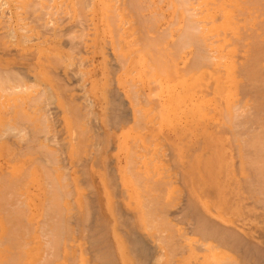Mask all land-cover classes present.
<instances>
[{"label":"rangeland","instance_id":"obj_1","mask_svg":"<svg viewBox=\"0 0 264 264\" xmlns=\"http://www.w3.org/2000/svg\"><path fill=\"white\" fill-rule=\"evenodd\" d=\"M9 1V3L7 4V5H5V6H7L6 8L8 9H5V6H4V11L6 12V15L7 16H10V17H8V18H5V17H7L6 15H4V13L5 12H3V11H0L1 13H2V15H4L2 18H4V19H10L9 20V22L11 23V21H12V27L13 28H17V31H15V30H13L14 32H15V34H16V36H14V38H13V40L12 41H14L13 43H11V40L10 39H8L7 37H5V38H7V40L8 41H10V43H11V45H10V43L8 42V44H6L7 46L5 47V45H3L2 43H1V39H0V71H3V72H9L10 74H12V75H14V73H13V71L15 70V71H17V73H18V75H19V73L21 74V76H23V77H25V79H26V82H28L29 81V83H30V81H32V80H34L35 82H36V80H35V78L36 79H38L37 80V82L38 83H40L41 84V86L43 85V86H45V85H49V86H51L52 87V90L54 91L53 93H54V99H53V101H47L46 103H49L48 105H46L45 104V102L43 103V102H41V104H42V106H41V104H40V102H37L38 103V106H37V104L35 103V105H33V106H35V107H33L32 106V104H30L31 102H29L28 100L27 101H22V105L23 104H25L26 102H27V104H25L24 106H22V109L24 108H26L27 109V111L29 112H27L26 110H24V112H23V110L21 109V105H19V104H21L20 102V99H18V95H19V98H21V100H23L24 98H25V96H27V95H24V94H26V93H24V92H27V90H25L24 89V92L22 91V90H20V87H19V90L18 89H16L18 92L20 91V92H22V93H20L19 92V94H15L16 95V97H17V99L20 101H18L16 98H14V96L12 97V95L11 96H9V97H11L12 98V100H11V102L9 101V103H14L13 101L14 100H17L18 101V103L16 102V104H13V105H15V106H12V107H9L10 105H12V104H10L9 106H8V104L9 103H7L8 102V100H10V98L7 100V98H4V97H6V96H8V95H10V94H6V95H4L5 93V91L3 92V94H1V96H0V98H2V99H0V106L3 104V105H5V107L4 106H1V108H0V110L2 111H0V137H1V140H0V155H1V157H0V174H2V173H4L5 174V177L7 178V180L5 181V182H2L1 180H3L4 181V179H5V177L3 176L4 174H2V175H0V176H3L4 178L3 179H1L0 180V183H2L1 184V186H0V194H1V196H0V217L2 218V217H4L5 215H6V212H7V215H6V218L4 217V219L2 218V220H1V218H0V228H1V231H0V240L4 243L6 240H5V238L7 239V237H8V239L9 238H13L12 239V241H14L13 243H12V241H11V239L9 240V241H6L5 243H4V246H3V244H2V242L0 241V243L2 244H0L1 246H0V255H2V257H1V260L0 261H2V258L4 259V257L5 256H7L8 254H9V256H8V260L9 259H12V258H9V257H11V255L13 254V255H18V253L20 254L21 252V254L20 255H18L17 257L15 256H12L14 259H12V260H9V262L11 261V263H15L17 260H21L22 258H23V260L24 261H21V263L22 264H41V263H43V264H45L46 263V261H42V262H40L39 263V261H41V259L42 260H44V258H42L44 255V257H47L46 256V254L48 255V259L47 258H45V260H47V261H49V259H50V261H51V256H52V258H53V256H56L57 254H51V253H53V252H51V249H55L56 250V248L54 247V248H50L49 246H47L46 247V243H47V240H49L50 238H51V236L50 235H47V236H49V238L47 237V236H45V234L44 233H46V231H45V229H46V227L45 226H47L48 227V225H45L44 226V223H45V221H44V219L45 218H47V219H49V218H51L52 217V215H53V213L54 212H56V213H54V216L52 217L53 219L51 220V222L52 221H55V223L57 222V220H58V218L59 219H63L64 218V220H62L61 219V222L62 223H59V225L60 226H58V222L56 223V224H54V222H53V224H54V227H67L68 229H69V231H70V229H73V230H71L70 232H69V234L67 235V237H69V235H70V239H68V241L67 240H59L60 242L58 243V244H61V245H59V247L61 248V252H59L60 251V249H59V251L58 250H56L57 252H59V253H61V255H59V256H62V257H65V258H62V257H60L59 259L57 258H54V260H58L57 262L56 261H51V262H54V264H56V263H58V264H62V262H63V264H85L86 262H87V264L90 262L91 264H125L124 262H126L127 261V264H175V260H177V263L176 264H180L181 262V264H190V263H192V264H194V262L196 263V264H215V261H213L214 260V256L213 255H215V256H217L216 258H215V260H216V262H219L218 260H219V254H220V251L221 252H223L222 254H226L225 253V248H227V246L229 245H226V246H223V247H225L224 249H223V247L222 246H219L218 247V249L220 248H222L223 250H218L217 248V250L216 249H212V247L210 248V246L209 245H206L205 243H203L204 244V247H203V244H202V247H201V241H200V238L198 237V235H195V234H193L192 235V231H190L189 232V230H187V229H190L191 230V226H192V224H193V220H192V216L193 215H195V214H193L194 212L191 210V209H193L194 210V208L191 206L190 207V202L188 201V199H190L193 203H196V205H197V208L200 210V212L201 213H203L205 216H207L209 219H211V221H213V223L215 222V220H216V222H219V224H221L222 225V227L218 224V223H216L215 222V225L217 224L218 226H220L219 228H223V227H227V228H230V229H232V231L234 230V228H235V231H237L241 236L239 237V235H238V237L240 238V241H241V239H243V238H246L245 239V243H244V239L242 240V243H244V244H241V242L237 245V248L238 247H240V249H239V251L240 252H238V253H236L237 255H239L240 256V254H242L241 256H243V252H245V254H246V256H245V258H247L248 260H250V262H251V264H253V262L251 261V260H253L254 261V263L255 264H263L264 262V257H263V255L262 254H264V202H263V198L264 197H262V196H264V193L262 192V191H264V186H263V183H262V185L259 183L258 185H257V183L259 182H257V183H255V185H257V187H255L254 186V183H252V176H253V174L254 173H252V175L250 174L252 171H253V168L252 167H250V168H252V169H250L249 168V166H248V164H247V160L246 159H248L250 156H248V158L247 157H244V154H246V155H252V157H253V153L251 152L252 151V149H250V148H246V147H242V150L244 151V148L246 149L244 152H242V150H241V152L243 153V157L245 158L244 159V161H243V158H242V156H240V158H237V155H239L240 154V151H239V153H238V150L240 149V147L241 146H238V143H236V142H238V139L240 138L241 140L244 138V137H249L250 139H251V137H250V134L251 133H254V132H252L251 131V133H250V131H249V133H248V127H249V125H246V129L244 128V127H242L244 130H242V128L240 129H238L240 132H241V134H243L241 137L239 136V134H237L236 135V139H235V136L233 135V131H232V129L231 128H234V124H232V126H231V124H229L228 123V125H230L231 126V128L229 127H227V128H222V129H220L222 126H225V125H223L221 122H217L218 123V125H215V124H217V123H215V121H218L217 120V115H216V112H214L213 114H212V116H211V113L209 112V117L207 118V116L206 117H201V115H200V112H199V114H197L198 112H197V110H199V111H201L200 109H199V107H197V106H199V105H195L196 104V99H194L195 97H196V93L198 94V96H199V94L201 95V96H199V98H201L202 97V95H203V97H206V96H204V93L202 94L201 93V91H200V89H198L197 87H195L194 89H195V91H198V92H196V93H193L192 92V96L191 97H194V98H192V100L190 99V98H188L189 100L187 101V99L185 98V96H189V94H188V91L187 92H185V93H187V94H185V96H184V94H182L180 91L181 90H183L184 88H186V89H188L187 87V84H186V82L184 81L185 79H187V77L188 76H190V74L188 75L187 74V77L185 76V75H183L184 73L182 72V71H180L179 70V72H181L182 74L181 75H183V77H185V78H183L184 80H181L182 79V77H177L178 75L177 74H179V72H176L175 73V75H176V78H175V80L176 81H172L173 79L172 78H168L169 77V75H171V74H168V72H166V73H164V74H166L165 75V77L166 78H162L163 80H157L158 79V77L160 76V78L161 77H164V76H162V75H164V74H160V75H157V74H155L154 76H152V77H155V76H158V77H156L157 79H153V80H155L156 82H158L157 84H158V86H152L151 87V84L153 83L154 84V82L155 81H153V82H149V81H151L150 80V78L152 79V77H151V75L150 76H147V75H145L144 76V68H145V66L143 65L144 64V62H145V60L147 59V57H143V55L142 54H136L135 55V53L134 54H132V55H135L136 57L135 58H133V57H131V59H132V63L131 64H129V62H128V60L127 61H125V59L123 60V58L120 60H117L118 58H116V55H115V53H116V50H114L113 51V47L111 46V45H113V44H111L110 42H111V36L109 35V32H107L108 30V28L107 27H102V26H106L105 25V22H103L104 21V19L102 18L104 15H103V9H101V3L100 2H92L91 1V5L94 3V7H96L97 6V8H95V11H93L92 12V9L90 10V11H88V13L90 12L91 13V16L90 15H88V13L87 14H85V13H82V11L80 12V9H79V3H77V1L76 0H54L55 2V4H57V3H59L60 4V6L61 7H63L64 9L66 8V7H70L71 5H73L72 3H75V1H76V3H77V7H78V9H77V7H76V4H75V7H76V9H77V11H79V13L77 12L76 14L74 13V12H71L72 14H70L69 12H67V11H64V13L62 14L61 13V17H62V22H61V26H58V25H54V23L53 24H51L49 21H48V23L50 24V26H49V24H47V26L45 25V27L44 26H41L40 27V25H41V22L40 23H38L37 21H35L34 22V20H36L30 13H28L29 14V16L32 18V20L33 21H29V19H31L30 17H25L24 19H25V21H24V19L22 20L21 18H19L21 15H20V13L18 14V12H19V10H15V9H17L16 7H17V5H18V3L19 4H21L22 2H23V0H21L22 2H20V0H8ZM17 1V2H16ZM19 1V2H18ZM59 1V2H58ZM65 1V2H64ZM125 1H127V2H129V4H130V1L129 0H125ZM151 1V5H148V10H149V12L150 13H154V11L155 12H157V13H155V15H157L158 17H159V15H160V13H162L161 15H163L164 14V17H160V19L161 20H159V21H161V23L159 22L158 24H162L160 27H159V25H158V28H159V31L160 30H162V28L164 29V27L165 26H167V25H169L171 22H173L172 20L174 19V12L176 11V7H175V2H174V0H163L164 1V4H163V1L161 0H159V2H158V0H150ZM150 1H148V2H150ZM247 1H249V0H246V2ZM252 1V0H251ZM250 1V2H251ZM255 1L256 0H254L252 3H254V5L253 4H251L250 2L248 3H245V4H248V6L250 7L251 5H253V6H261V3L263 4V1L258 5V2L256 1V3H255ZM11 2V3H10ZM57 2V3H56ZM61 2H63L65 5L66 4H68V6L66 5H64L63 3H61ZM90 2V1H89ZM162 2V3H161ZM171 2V3H170ZM100 3V4H99ZM126 3V2H125ZM153 3V4H152ZM172 5V7L171 6H169L170 4ZM70 4V5H69ZM90 4V3H89ZM127 4V3H126ZM129 4H128V6H129ZM149 4V3H148ZM163 4V5H162ZM15 5H16V7H15ZM63 5V6H62ZM91 5H89V6H91ZM166 5H168L169 7H166ZM9 6V7H8ZM158 6V7H157ZM247 6V5H246ZM259 6V7H260ZM154 7H155V9H154ZM165 7L166 8H169L170 10H168V12H167V10L165 9ZM171 7V8H170ZM262 8L264 7V4H263V6H261ZM89 8H91V7H89ZM156 8H158L157 10H156ZM247 9H248V7H246ZM251 8H252V6H251ZM254 8V7H253ZM161 9V10H160ZM152 10H153V12H152ZM101 11H102V13H101ZM162 11V12H161ZM166 11V12H165ZM171 11V12H170ZM260 11V10H259ZM258 11V12H259ZM9 12V13H8ZM21 12V11H20ZM98 12V14H96ZM100 12V13H99ZM160 12V13H159ZM177 12V11H176ZM248 12V13H247ZM1 13H0V15H1ZM81 13V14H80ZM93 13V14H92ZM95 13V14H94ZM159 13V14H158ZM178 13V12H177ZM176 13V17H178V14ZM9 14V15H8ZM67 14V15H66ZM75 16H74V15ZM255 13L253 12V14L251 15L250 14V10H246V16H248V17H253V15H254ZM257 14V13H256ZM255 14V15H256ZM263 14V16H262V18L263 19H260L259 18V16L260 15H262ZM1 15V16H2ZM66 15V16H65ZM68 15H71V16H68ZM83 15V16H82ZM94 15V16H93ZM103 15V16H102ZM250 15V16H249ZM25 16V15H24ZM72 16H74V17H72ZM82 17L81 19H79L80 17ZM99 16V17H98ZM100 16H102V17H100ZM148 16H150V15H148L147 14V17ZM156 16V17H157ZM259 16H257V17H255L256 18V20L257 19H259V20H257V23H258V21H260V23L261 24H257V27L258 28H261L260 27V25L262 26V24L264 23V10H262V12L259 14ZM64 17V18H63ZM72 19H71V18ZM157 17V18H158ZM261 17V16H260ZM18 18V19H17ZM66 18V19H65ZM87 18V19H86ZM102 18V19H101ZM21 19V21H19ZM47 19H50L49 18V16H48V18ZM70 19L72 20V21H70ZM91 19L93 20V21H91ZM68 20V21H67ZM79 20H81V21H79ZM83 20V21H82ZM103 20V21H102ZM261 20H263V21H261ZM78 21V22H77ZM86 21V22H85ZM88 21V22H87ZM96 21V22H95ZM178 21V18H177V20L176 21H174V23L175 22H177ZM28 23V22H33V23H28L27 24V27H26V25H25V23ZM71 22V23H70ZM74 22H75V24H74ZM82 22L84 23V24H82ZM8 23V22H7ZM88 23V24H87ZM104 23V24H103ZM169 23V24H168ZM173 23V24H174ZM2 24V23H1ZM9 24V23H8ZM19 24V25H18ZM21 24V25H20ZM67 24V25H66ZM82 24V25H81ZM94 24H98V26H94ZM51 25H53L54 27H51ZM80 25V26H79ZM14 26H16V27H14ZM23 26H24V28H23ZM34 28H33V27ZM65 26V27H64ZM77 26H78V28L80 29H78L77 28ZM85 26V27H84ZM178 26V23H175L174 25H173V28H172V26L170 27L172 30H175L176 29V27ZM0 27L2 28L3 27V29H4V27L5 26H3V24L2 25H0ZM9 27H11L10 26V24H9ZM37 27H39V28H37ZM43 27V28H42ZM50 27V28H49ZM58 27V29H56ZM71 27V28H70ZM75 27V28H74ZM80 27H82V28H80ZM92 27V28H91ZM1 28H0V31H1ZM19 28V29H18ZM20 28H23V29H25L27 32H28V28H29V32L28 33H25L24 32V30H22V29H20ZM35 28H37V29H35ZM49 30H48V29ZM53 28V29H52ZM83 28H85L84 30H81V29H83ZM96 28V29H95ZM166 28V27H165ZM3 29H2V32H0V34L1 33H3ZM7 29V27H5V29L4 30H6ZM45 29H47L48 31H46ZM55 29H56V31H55ZM106 29V30H105ZM10 30V29H9ZM76 32H75V31ZM86 30H87V32H86ZM8 31V30H7ZM21 31V32H20ZM40 31H41V33H40ZM58 31V32H57ZM86 32V33H84V32ZM163 31V30H162ZM5 32V31H4ZM45 34H44V33ZM56 34H55V33ZM63 32V33H62ZM75 32V33H74ZM106 32V33H105ZM48 33H50V34H48ZM52 33H54V34H52ZM69 33H71V34H69ZM76 33L78 34V35H80V36H82V37H78V36H74V34L76 35ZM80 33V34H79ZM81 33H83V34H85L86 36L84 37L83 36V34H81ZM89 33V34H88ZM21 34H23L26 38H27V40L28 39H30L29 40V42L26 40L25 41V37L23 36V35H21ZM42 34V35H41ZM46 34H47V36H46ZM21 35V36H20ZM44 35H45V37H44ZM56 35H58V36H56ZM71 36V37H69V36ZM31 36H33L34 38L36 37V39H31L32 37ZM54 36V37H53ZM22 37L23 38H25V39H23L22 40ZM31 37V38H30ZM39 37V38H38ZM76 37V38H75ZM12 38V37H11ZM83 38H84V40H83ZM15 39V40H14ZM21 39V41H22V43L20 42L19 43V40ZM47 39V40H46ZM70 39V40H69ZM82 39V40H81ZM108 39H110V42H109V40ZM18 40V41H17ZM32 40V41H31ZM35 40V41H34ZM37 40V41H36ZM47 42H46V41ZM24 41V42H23ZM42 41V42H41ZM89 41V42H88ZM28 42V43H27ZM106 42H108V43H106ZM19 43V44H18ZM110 43V44H109ZM1 44L3 45V46H1ZM10 45V46H9ZM13 45V46H12ZM88 45V46H87ZM17 46H18V48H17ZM36 48H35V47ZM76 46V47H75ZM5 47V48H4ZM9 47V48H8ZM72 47V48H71ZM34 48V49H33ZM35 49H37V50H35ZM19 50V51H18ZM21 50V51H20ZM25 50V51H24ZM32 50V51H31ZM47 50V51H46ZM95 50V51H94ZM49 51H51V52H49ZM37 52V53H36ZM53 52V53H52ZM36 53V54H35ZM72 53V54H71ZM45 54V55H44ZM55 54V55H54ZM50 55H52V56H50ZM72 55V56H71ZM104 55L106 56V57H104ZM137 55H139L138 57H139V59H137L138 57H137ZM142 55V56H141ZM183 55V54H182ZM181 55V57H182V60H181V58L180 57H178L179 59H180V61H179V63H178V59L176 58V62H177V64H179L180 65V67H183L184 66V64L186 63V61H187V59H188V55L187 54H184L183 56ZM20 56V57H19ZM50 56V57H49ZM61 56V57H60ZM36 57V58H35ZM41 57V58H40ZM71 57V58H70ZM76 57V58H75ZM79 57V58H78ZM80 57H82V58H80ZM184 57V58H183ZM61 59V60H60ZM71 59H73V60H71ZM46 60V61H45ZM55 60V61H54ZM60 60V61H59ZM84 60V61H83ZM117 60V61H116ZM124 61V62H128L127 64H125V68L124 69H126V70H124V69H122V65H123V63L122 62H119V61ZM150 61V59H148V61H146V63L148 64H150V63H152L151 61ZM55 62V63H54ZM61 62V63H60ZM63 62V63H62ZM79 62V63H78ZM83 62V63H82ZM181 62V63H180ZM42 63V64H41ZM45 63V64H44ZM77 63V64H76ZM87 63V64H86ZM113 64V65H111V64ZM174 63H175V61H174ZM47 64V65H46ZM52 64V65H51ZM119 64V65H118ZM122 64V65H121ZM176 64V63H175ZM118 65V66H117ZM126 65H127V68H126ZM179 65H177V66H179ZM118 67V68H116V67ZM46 67H48V68H46ZM84 67V68H83ZM123 67H124V65H123ZM5 68V69H4ZM13 68V69H12ZM109 68V69H108ZM148 68V67H147ZM38 69V70H37ZM82 69H84L85 71L84 72H82ZM117 69H120V70H117ZM6 70V71H5ZM10 70V71H9ZM77 70V71H76ZM113 70V71H112ZM122 70V71H121ZM142 70V71H141ZM14 71V72H15ZM123 71H125L124 73H123ZM136 71V72H135ZM85 72H87V73H85ZM141 72V73H140ZM16 73V72H15ZM41 73V74H40ZM82 73L84 74V75H82ZM111 73V74H110ZM113 73V74H112ZM118 73H120V76H119V74ZM132 73V74H131ZM170 73V72H169ZM79 74V75H78ZM123 74V75H122ZM174 74V73H173ZM17 75V74H16ZM113 75V76H112ZM115 75H118V76H116L115 77ZM175 75H171L172 77L173 76H175ZM180 75V74H179ZM180 75V76H181ZM20 76V75H19ZM45 76V77H44ZM170 76V77H171ZM118 77V78H117ZM122 77V79H120ZM145 77V78H144ZM113 78V79H112ZM117 78V79H116ZM143 78H144V82L142 81L143 80ZM168 78V79H167ZM25 79H24V81H25ZM120 79V80H119ZM129 79V80H128ZM147 79V80H146ZM164 79H166L165 81H166V87H165V84H163L164 83ZM169 79H170V81H169ZM172 79V80H171ZM63 80V81H62ZM117 80V81H116ZM130 80H132L131 82H135V81H137L136 83H139V84H137V86H139L140 85V88L138 87H136V85H135V88H136V92L138 93V96H139V98L140 97H142L141 98V102L143 103V105H145V106H148L149 104H153L154 103V105H155V108H156V104H157V106H158V108L160 109H158V108H153V109H155V110H159L158 112V118L156 117V114L154 115V110H153V113H152V111H150L149 110V112L151 113H149L150 115H152L153 114V116H155L159 121H160V123L158 122H156V121H158V120H156V118H154L153 117V119H154V121L157 123V126H156V123L155 124H153L154 122H153V119L151 120V116L149 115V114H147V112H145L146 113V115H148V116H150V119H149V117H148V120H151V124H148L149 123V121L146 123L145 121H147V117H146V119H145V117H144V119H143V117L142 118H139V119H143L144 120V122H143V124H144V126H146V128L142 125V123L140 122V121H136L135 119H137V118H135V113L133 112L132 113V110H131V106H132V102L130 101L131 99L133 100V98L131 97V94H132V87H131V84L128 82L127 83V81H130ZM34 81H32L33 83H34ZM43 81V82H42ZM162 81V82H161ZM179 81H182V87H180V88H178L179 86H180V82ZM32 82L30 83V84H32ZM112 82V83H111ZM169 82H170V84H169ZM174 82V83H173ZM185 82V83H184ZM29 83H25L27 86H29L30 84ZM119 83V84H118ZM122 83V84H121ZM143 83H144V85H146V86H143ZM146 83V84H145ZM151 83V84H150ZM59 84V85H58ZM62 84V85H61ZM130 84V85H129ZM134 84V83H133ZM169 84V85H168ZM172 84V86L170 87V85ZM185 86H184V85ZM25 85V87L27 88V86ZM33 85V84H32ZM129 85V86H128ZM155 85H156V83H155ZM163 85V86H162ZM48 86V87H49ZM73 86V87H72ZM168 86V87H167ZM24 87V86H23ZM23 87L21 88V89H23ZM24 87V88H25ZM32 88H33V86H31ZM34 87H35V85H34ZM38 86H36L35 88H37ZM69 87V88H68ZM124 87V88H123ZM157 87V88H156ZM201 87V86H200ZM30 88V87H29ZM43 88V87H42ZM50 88V87H49ZM127 88V89H126ZM131 88V89H130ZM134 88V87H133ZM150 88H155V89H157L155 92H157V93H155V96H157V97H154V93H153V90H150ZM166 90H165V89ZM205 87L203 86L202 87V91H203V89H204ZM31 89V88H30ZM38 89V91H40L41 89L38 87L37 88ZM36 89V90H37ZM40 89V90H39ZM58 89V90H57ZM141 89V93H140V95H139V90ZM175 89V91L176 92H174V94H176L177 93V96H178V98L176 97L175 99L177 100H175L176 102H172V103H170L171 101H173L174 100V97H175V95H173L172 96V99L170 100V102H169V95L171 94V90H174ZM193 89V90H194ZM198 89V90H197ZM208 89V87H206V90H204V92L206 93V95H208L207 93L209 92V91H211L212 89H210V87H209V89ZM63 90V91H62ZM135 90V89H134ZM189 90V89H188ZM109 91V92H108ZM131 93H130V92ZM151 91V92H150ZM163 91V92H162ZM184 91H186L185 89L183 90V92ZM194 91V92H195ZM1 92V91H0ZM29 92H31V91H29ZM32 92L34 93L35 91H34V89H32ZM60 92V93H59ZM143 92H144V94H143ZM149 92H150V94H149ZM161 92V93H160ZM2 93V92H1ZM8 93V92H7ZM16 93V92H15ZM28 93V92H27ZM32 93V94H33ZM36 93H39V92H35V94ZM62 93V94H61ZM82 93V94H81ZM152 93V94H151ZM180 93H181V95H180ZM210 93V92H209ZM211 93H212V91H211ZM14 94V93H13ZM20 94H22V95H20ZM31 94V95H32ZM86 94V95H85ZM141 94L143 95V96H141ZM3 95V96H2ZM59 95V96H58ZM136 95V94H135ZM151 95H152V99H151ZM182 95L184 96L183 98V100H185V103L184 102H182ZM194 95V96H193ZM211 95H213L214 96V93H212ZM211 95L210 96H207V98H212L211 97ZM28 96H29V94H28ZM62 96V97H61ZM64 96H66V97H64ZM108 96V97H107ZM137 96V95H136ZM137 96V97H138ZM145 96V97H144ZM170 97H171V95H170ZM23 98V99H22ZM65 98V99H64ZM89 98V99H88ZM154 98H156V100H157V102L156 101H153V99ZM163 98V99H162ZM181 98V99H180ZM196 98H198V97H196ZM68 101H67V100ZM81 99V100H80ZM138 99V98H137ZM143 99H147L146 100V102L148 101V103H145L144 101L145 100H143ZM3 100H5L6 102L5 103H3L4 101ZM86 100H88V101H90V102H88V101H86ZM155 100V99H154ZM72 101H73V103H72ZM114 101V102H113ZM140 101V99L138 100V102ZM28 102H29V104H30V106L28 105ZM108 102V103H107ZM150 102V103H149ZM179 102V103H178ZM184 103V104H182V103ZM60 103H62V104H60ZM85 103H89V104H85ZM170 103V104H169ZM174 103V104H173ZM189 103V105H187ZM6 104H7V107H6ZM40 104V105H39ZM72 104V105H71ZM91 104V105H90ZM138 104H141L140 102L138 103ZM137 104V105H138ZM148 104V105H147ZM151 104V105H152ZM191 104V105H190ZM192 104H193V106H192ZM198 104V103H197ZM214 104V103H213ZM211 105V103L210 104H207L208 105V107L205 105L204 106V109H203V106H202V109H203V112H206L205 111V109H211V107L213 108L214 107V105ZM27 105V106H26ZM70 105V106H69ZM83 105V106H82ZM87 105H89V106H87ZM108 105V106H107ZM151 105H149L148 106V109H150V107H151ZM154 105H152V106H154ZM185 105V110H184V108H183V106ZM16 106H20L19 107V109L16 107ZM31 106H32V108H31ZM36 106H37V108H41V110L40 111H42L43 109V112L44 111H47V112H44V114L45 113H47L48 115H41V113L42 112H40L39 110H37V108H36ZM46 108H45V107ZM86 106H87V108H86ZM92 106V107H91ZM142 106V105H141ZM140 105L138 106V107H141ZM188 106H192V109L194 110V111H196L195 113L197 114V115H193V114H191V108H188ZM211 106V107H210ZM89 107H91V108H89ZM107 107V108H106ZM165 107H166V109H165ZM168 107V108H167ZM187 107V108H186ZM195 107V108H194ZM210 107V108H209ZM3 108V109H2ZM8 108V109H7ZM9 108H15V110H9ZM18 110H17V109ZM34 108L36 109V111H39V115H31L32 113H35L36 114V112H35V110H34ZM79 108V109H78ZM142 108L145 110V107H143L142 106ZM197 108V109H196ZM201 108V107H200ZM215 108V107H214ZM213 108V109H214ZM218 108H220V104L218 103ZM47 109V110H46ZM67 109V110H66ZM71 109V110H70ZM75 109V110H74ZM82 109V110H81ZM88 109H90V110H88ZM142 109V110H143ZM174 110V113L173 112H171V110ZM187 109H188V111H189V109H191L190 111L191 112H189V114H191V116L193 115L194 116V118H196V120H197V117L198 116H200V120L198 119L197 120V122H195L196 120H193L194 118H192V120L190 119V118H187V117H189L188 115H186V113H188V112H186L187 111ZM18 112H17V111ZM22 110V111H21ZM50 110V111H49ZM70 110V111H69ZM85 110H88V111H91V113L90 112H85ZM152 110V109H151ZM208 110V111H209ZM212 110V109H211ZM14 111H15V113H14ZM26 111V112H25ZM33 111V112H32ZM74 111V112H73ZM115 111V112H114ZM147 111V110H146ZM181 111H183V113L181 112ZM193 111V112H194ZM214 111H215V109H214ZM7 112V113H6ZM12 112H13V114H12ZM20 112V113H19ZM22 112V113H21ZM32 112V113H31ZM50 112V113H49ZM67 112L69 113V114H67ZM80 112V113H79ZM111 112V113H110ZM144 112V111H143ZM184 112H186V113H184ZM202 112V111H201ZM18 114V115H16L15 116V114ZM23 113H27L26 115L25 114H23ZM84 113V114H83ZM144 113V114H145ZM156 113H157V111H156ZM1 114H3V115H1ZM9 114H11V115H9ZM172 114H174V115H172ZM176 114V115H175ZM185 114V115H184ZM4 115H6V118H5V116ZM8 115V116H7ZM13 115V116H12ZM20 115V116H19ZM40 115H41V117H40ZM84 115V116H83ZM86 115V116H85ZM88 115V116H87ZM105 115H107V116H105ZM117 115V116H116ZM167 115H169V116H167ZM203 115H204V113H203ZM3 116V117H2ZM19 116V117H18ZM28 118V117H30L31 119L30 120H27L26 118ZM40 117V118H38V117ZM43 116H47V119L48 120H46L45 119V122L46 121H49V122H47L46 124H49V126H51V127H49L48 125H47V129H48V132H49V134H48V136L50 137V139H49V142H48V140H47V145H50L51 143V147H49L48 146V148H50V149H56V151H57V149H58V153H57V155H56V157L55 158H57V157H59L58 158V161H60L58 164H57V159H56V161L57 162H52V158H51V160L48 158V157H46L47 156V153H45V151L46 150H44L43 148L41 149L42 151H44V152H41V154L43 155H45V158H44V155L42 156L41 154H39L40 153V151L38 150L39 149V147H34V145L36 144H33V147L34 148H36V151H34L33 152V149L32 150H30V147H31V145L29 146V147H26L27 146V144H24V147H25V149H23V147H22V149L24 150H22L23 152H25L26 151V148L27 149H29L30 151H26V154L24 153V154H16V152L15 151H17L16 149H19L22 145L21 144H23L21 141L18 143V139L17 138H15L16 136H15V134L17 133V131L15 130V132H12V131H14V130H11L10 132H11V134L13 135V137L11 138V139H9L8 140V135H10V134H8V133H10V132H8V128H11V125L13 126V124L14 123H17V121H18V123H17V125L16 124H14L15 126L14 127H18L19 128V126H23V125H27V127H28V125H29V130H30V126L32 127L31 129L33 130H36L35 128L37 127V132H36V134L38 133V135H40V134H42V133H40L39 134V132H40V129H39V127L41 128L42 126V122H40L39 120L40 119H42V118H44ZM64 116V117H63ZM73 116V117H72ZM144 116V115H143ZM159 116H160V119H159ZM174 116H176V117H174ZM184 116V117H183ZM213 116H214V119H213ZM24 119H22V118ZM32 117L34 118L33 120H32ZM86 117V118H85ZM141 117V116H140ZM165 117H166V119H165ZM210 117L212 118V121L213 120H215L214 121V123L213 122H211V119H210ZM15 118V119H14ZM19 118V119H18ZM36 118V119H35ZM52 118V119H51ZM66 118H67V121H66ZM73 118H74V120H73ZM81 118V119H80ZM85 118V119H84ZM209 119L208 121H210L211 123H213V124H211V126L209 125V126H207L208 125V122L206 121V119ZM10 119H12V121L10 120ZM14 119V120H13ZM20 119H22L23 121L22 122H19V120ZM72 119V120H71ZM85 120V122H84V120ZM123 119V120H122ZM187 119H188V121H189V119L191 120V125L190 124H187V123H190V121L188 122L187 121ZM43 120V119H42ZM41 120V121H42ZM52 120V121H51ZM80 120V121H79ZM83 120V121H82ZM89 120V121H88ZM97 120V121H96ZM142 120V121H143ZM164 120H166V121H164ZM173 120V121H172ZM177 122H176V121ZM184 120V121H183ZM203 120V121H202ZM10 121V122H9ZM50 121H51V124H50ZM66 121V122H65ZM134 121H136V122H134ZM176 123H175V122ZM187 121V122H186ZM199 121H201V124H202V122H204L203 123V126L201 125V124H198L199 123ZM2 122V123H1ZM28 122V123H27ZM32 122V123H31ZM34 122H36V123H34ZM42 123L41 125H40V123ZM44 122V123H45ZM80 122V123H79ZM83 122V124H81ZM97 122V123H96ZM125 122H127V123H125ZM134 122V123H133ZM138 122H140V123H138ZM153 122V123H152ZM168 122V124H166ZM205 122H207V125H206V123ZM3 123H7L6 125H8V126H6L5 124H3ZM11 123V124H10ZM19 123H20V125H19ZM22 123V124H21ZM25 123V124H24ZM85 123V124H84ZM89 123V124H88ZM135 123H137V126L140 128V127H144V130L145 131H147V133H145V132H141V131H144V130H142V128H141V130L140 131H138V128H135V127H137V126H135ZM193 123V124H192ZM67 124V125H66ZM70 124V125H69ZM134 124V125H133ZM138 124H140V125H142V126H140V125H138ZM153 124V125H152ZM174 124V125H173ZM177 124H178V126H177ZM198 124V125H197ZM210 124V123H209ZM258 125V123H254L253 124V126H256V125ZM40 125V126H39ZM45 125V124H44ZM78 125H80L79 126V128H78ZM132 125H133V127H132ZM155 125V127H153ZM166 125V126H165ZM187 125H189V126H187ZM220 125H222V126H220ZM228 125H226V126H228ZM264 124H262V126H263ZM3 126V127H2ZM53 126V127H52ZM67 126V127H66ZM70 126V127H69ZM88 126V127H87ZM165 126V127H164ZM191 126V127H190ZM196 126V127H195ZM220 128H219V127ZM261 125H260V127H262ZM6 127H7V129L8 130H5L6 129ZM34 127V128H33ZM148 127V128H147ZM208 127V128H207ZM5 128V129H4ZM50 128V129H49ZM52 128V129H51ZM78 128V129H77ZM82 128H84V129H82ZM137 129L136 130V132H135V129ZM192 130H191V129ZM213 128V129H212ZM216 128V129H215ZM74 129V130H73ZM82 129V130H81ZM133 129V130H132ZM147 129V130H146ZM185 129V130H184ZM226 131H225V130ZM228 129H230L232 132H230ZM261 129V130H260ZM2 130V131H1ZM38 130H39V132H38ZM55 130V131H54ZM68 130V131H67ZM70 130V131H69ZM71 130H73L74 131V134L72 133V131ZM78 130H80L81 132H79ZM86 132H85V131ZM89 130V132H87ZM130 130H132V131H130ZM148 130H150V131H148ZM179 130V131H178ZM191 130V131H190ZM217 130V131H216ZM228 130V131H227ZM251 130V129H250ZM51 131H53V132H51ZM78 131V132H77ZM138 131V132H137ZM189 131V132H188ZM245 131H247V133H245ZM258 131H259V133H260V135L262 134L263 135V137H264V132H263V130H262V128H258ZM260 131H262L263 133H261ZM4 132V133H3ZM6 132V133H5ZM8 132V133H7ZM33 132V131H32ZM51 132V133H50ZM106 132V133H105ZM132 132V133H131ZM76 133V134H75ZM80 133V136L78 135ZM89 133V134H88ZM137 135H136V134ZM169 133V134H168ZM208 133H210V134H208ZM213 133V134H212ZM6 134H7V136H6ZM95 134V135H94ZM145 134H147V135H145ZM203 134H204V138H203ZM226 134V135H225ZM233 136H232V135ZM245 134H246V136H245ZM247 134L249 135V136H247ZM2 135V136H1ZM4 135V136H3ZM12 135H10V136H12ZM51 135V136H50ZM52 135H54L53 136V138H52ZM68 135H69V138H70V140H69V138H67L68 137ZM76 135V136H75ZM89 135V136H88ZM106 135V136H105ZM140 135H145V136H148V137H146L145 139H144V137L145 136H143V139L142 138H140V137H142V136H140ZM212 135H214V136H212ZM46 137H44V136H39V138L41 139V141L45 138V140H46V138H47V135H45ZM82 136H84V137H82ZM89 138H88V137ZM96 136L98 137V138H96ZM101 136V137H100ZM106 137V138H104V137ZM140 136V137H139ZM159 136L161 137L160 138V140H162V145L164 146V144H165V148L166 149H164L163 147H162V145L160 144V140H159V144H158V139H159ZM184 136V137H183ZM188 136V137H187ZM72 137H73V139H72ZM76 137V138H75ZM78 137H82V139L81 138H78ZM91 137H92V139H91ZM136 137H139L138 138V140H137V138ZM163 137V138H162ZM183 137V138H182ZM191 137V138H190ZM196 137V138H195ZM197 137H200L199 138V140H198V138ZM214 137V138H213ZM3 138V139H2ZM100 138V139H99ZM103 138H104V141H103ZM131 138V139H130ZM148 138V139H147ZM187 138V139H186ZM208 138V139H207ZM228 138V139H227ZM5 139V140H4ZM55 141H54V140ZM77 139H79L78 141H77ZM82 140V142H80V144H79V141H81ZM84 139V140H83ZM87 139H89L88 141H87ZM99 139V140H98ZM132 139H134V141L132 140ZM135 139H136V141H135ZM156 139V143H157V145H155L154 143V141L153 140H155ZM245 139V138H244ZM244 139L241 141V140H239V143H241L242 144V146H244L243 144V141H244ZM246 139H248V138H246ZM8 140V141H7ZM58 140V141H57ZM71 140H74V142H76V143H73V141H71ZM132 140V141H131ZM143 140H145L146 142H142ZM16 143H14V142ZM44 141V140H43ZM42 141V142H43ZM51 141V142H50ZM66 141V142H65ZM70 141L72 142V143H70ZM89 141H91L90 143H89ZM96 141H98V143L96 142ZM103 141V142H102ZM126 141V142H125ZM148 141V142H147ZM186 141V142H185ZM200 141V142H199ZM212 141V142H211ZM218 141V142H217ZM14 144H13V143ZM84 142H86V143H84ZM87 142H88V144H87ZM101 142V143H100ZM128 142L130 143V145L128 144ZM132 142V143H131ZM141 144H140V143ZM152 142H154V143H152ZM183 142H185L184 144H183ZM200 144H199V143ZM235 142V143H234ZM78 143V144H77ZM92 143V144H91ZM95 143V144H94ZM104 143V144H103ZM133 143H135L136 145H132ZM138 143L140 144V146L138 145ZM151 145H150V144ZM59 146H58V145ZM72 144L75 146H72ZM99 144H100V146H99ZM126 144V145H125ZM145 144V145H144ZM153 144V145H152ZM198 144L200 145V146H198ZM236 144H237V146H236ZM15 145V146H14ZM26 145V146H25ZM53 145V146H52ZM55 145H56V147H55ZM97 145V146H96ZM139 147H138V146ZM148 146V148H147V146ZM183 145V146H182ZM36 146H38V144L36 145ZM78 146V148L79 149H77L76 147ZM93 146V147H92ZM97 148H96V147ZM122 146V147H121ZM130 146V147H129ZM133 146V147H132ZM144 146V147H143ZM156 147L157 148V146L159 147V148H157V151L155 152L154 150V152L152 151V149H153V147ZM164 149V150H166V152L168 153V155H167V153L166 154H164L165 153V151H164V153H163V151H161V147ZM83 147V148H82ZM88 147V148H87ZM134 148L135 149V147H138L137 149H140V150H134V149H132V148ZM141 147V148H140ZM187 147V148H186ZM191 147H192V149H191ZM238 148L239 147V149H235V148ZM76 148V149H75ZM98 148H101V149H98ZM104 148V149H103ZM131 150H130V149ZM152 148V149H151ZM54 149V150H55ZM87 149V150H86ZM91 149V150H90ZM122 149V150H121ZM142 149V150H141ZM149 149V150H148ZM159 149H160V151L161 152H159ZM171 149V150H170ZM35 150V149H34ZM79 150V152H77L78 154H76V152H74V151H78ZM96 150V151H95ZM98 150H100V151H98ZM101 150H103V151H101ZM132 150L133 151H135V152H139V153H142V152H144V153H146L147 154V157L149 156L150 158H151V156L152 155H154L153 157H156L155 159H159V161H160V158L161 159H163L164 160V162H163V160H161L162 161V163H161V161L159 162L160 163V166L162 167H160V166H158V162H152L151 160H153L154 158H152L151 160L150 159H148L149 160V162H151V163H147V165L145 166V164H146V157H145V155L144 154H142V155H144V158L141 156V159H140V157H139V159L142 161V162H140V160H137L138 161V163L139 164H137V163H134V164H137V165H139V166H141V164L143 165L142 167H140L139 169L141 170V172H142V168L144 167L145 169L146 168H150L151 169V167L153 168V167H156V165H157V167H156V169L154 170V172L155 171H157V173L159 172V174H158V176L156 177V179H153V180H157V178H159V180L161 179V177H163V179L164 178H167V176H168V174L169 175H172V177H171V179H169V180H171L170 182H167L168 181V179L166 180V183H171L170 185H171V188H169V186H168V184H166V183H164L163 181H159V183L161 184L162 182H163V185L164 184H166L167 185V187H166V189L163 187V185H161V188H159V189H161V190H164L165 189V192H167V193H163V192H160V194H159V191L160 190H158V187H157V185L155 186V184H158V186L160 187V184L158 183V181L156 182V183H153V180H152V184H153V187H152V185H151V189H154L153 190V192L152 193H158L160 196H161V198H160V196H158L157 194H155L156 196H158V197H155V195H153L152 197H155V198H150L151 197V191H149L148 192V189H147V194L148 193H150V194H148V196H149V198L147 199V197L148 196H146V194L144 193V191H142V190H145V189H143V187L142 186H140V188H141V193L143 192V194H141L140 195V192H139V190H137V189H135V188H138V187H135L134 186V174L133 173H135L136 174V172H137V170L136 169H134L133 167V170H135V172H133L132 173V175H131V173L129 174V172L126 170L127 168H128V163H129V161H131V159L129 160V158H131L133 155L131 154V153H129L130 151L132 152ZM144 150H147V151H144ZM251 150V151H250ZM19 151V150H18ZM17 151V153H20L21 152V150H20V152H18ZM56 151H55V154H56ZM83 151V152H82ZM98 151V152H97ZM105 151V152H104ZM75 153V155H74V153ZM86 152V153H85ZM98 154H100V155H98ZM99 152H102V153H99ZM103 152H104V154H103ZM149 152H151V153H149ZM22 153V152H21ZM83 153H85V154H83ZM138 153V154H139ZM162 155H161V154ZM61 154V155H60ZM88 154V155H87ZM92 154H93V156H92ZM95 154V155H94ZM126 154V155H125ZM129 156H128V155ZM130 154L132 155V156H130ZM150 154V155H149ZM158 154V155H157ZM20 155V156H19ZM24 157H23V156ZM78 155V157H76ZM85 155V156H84ZM135 155H137L136 153H135ZM140 155V154H139ZM167 156V157H165V156ZM28 156V157H27ZM95 156V157H94ZM129 157L128 159H127V157ZM160 158H159V157ZM224 156V157H223ZM43 157V158H42ZM87 157V158H86ZM134 157H138V156H133V159H134ZM173 157V158H172ZM255 157V156H254ZM34 158H36L37 160H34ZM50 160V162L49 163H46V165H45V161L47 160V162H48V159ZM78 158V159H77ZM80 158V159H79ZM241 158H242V163H243V167L242 168H240L241 167V163L239 164L238 163V160L241 162ZM13 159V160H12ZM17 159V160H16ZM39 159H41V161H39ZM44 159V162L42 161ZM46 159V160H45ZM127 159V161H128V163H127V161H125ZM138 159V158H137ZM154 159V160H155ZM166 159H167V161H166ZM169 159V160H168ZM10 160L12 161V162H10ZM34 160V161H33ZM105 160V161H104ZM135 160V162H137L136 161V158L134 159ZM148 160H147V162H148ZM153 160V161H154ZM172 160V161H171ZM180 160V161H179ZM186 162H185V161ZM10 163H9V162ZM36 161V162H35ZM66 161V162H65ZM145 161V162H144ZM156 161V160H155ZM201 161V162H200ZM16 162V163H15ZM41 162H43L42 164L46 167V171L45 172H47V170H48V174H49V172H50V178H45L44 177V169H43V167L44 166H42V164H40ZM75 162V163H74ZM106 162V163H105ZM245 162V163H244ZM9 163V164H8ZM12 163V164H11ZM38 163H39V165H38ZM83 163V164H82ZM93 163V164H92ZM127 163V164H126ZM153 163V164H152ZM155 163H156V165H155ZM174 163V164H173ZM180 163H182V164H180ZM216 163V164H215ZM21 164V165H20ZM49 165V167L52 169V171L53 172H55L54 170H57L55 173H54V177L56 178V173H57V177L59 176V175H61L60 173H65V174H68L67 176L66 175H63L62 177H66V178H69L68 179V182H67V180H66V178H65V181L67 182V184L69 183V185L71 184V182H72V184L71 185H73V186H69L67 189H66V191L67 190H71V192H69V194L67 193V195L66 196H63V197H67V201L66 200H64L63 202L64 203H66L67 204V206H68V204H70L68 207L69 208H66V210L68 209H70L71 210V207H73L72 208V210H71V212H68V210L66 211L65 210V212H67V216L64 214V215H62L63 217H61L59 214L61 213V210L62 211H64V207H67V206H65V204L62 202V203H60V204H63V207H62V209L60 210V209H58L59 207H61V205L60 206H58L59 205V202L57 203V200H59L60 199V194L58 195V194H56V189H55V187H54V185H58V184H55V182H53L54 180H55V178H53V173H51V169H48V165ZM52 164H54L55 166H53ZM57 164V165H56ZM68 164V165H67ZM106 164V165H105ZM148 164H152L151 165V167H149V165ZM165 164H167V166L165 165ZM169 164V165H168ZM189 164V165H188ZM239 164V165H238ZM3 165V166H2ZM62 165V166H61ZM65 165V166H64ZM67 165V166H66ZM75 165V166H74ZM85 165H87V166H85ZM125 165V166H124ZM163 165H165V166H163ZM170 165H172V166H170ZM178 165H179V167H178ZM180 165L182 166V167H180ZM203 165V166H202ZM246 165V166H245ZM17 168L18 166V170H16V168ZM33 166V167H32ZM41 166V167H40ZM57 166V167H56ZM60 166V167H59ZM123 166V167H122ZM132 166H136V165H133V163H132ZM185 166V167H184ZM84 167V168H83ZM126 167V168H125ZM184 167V168H183ZM27 168V169H26ZM31 168V171L29 170L28 172H26V170H28V169H30ZM35 168V172L33 173V169ZM42 168V171L40 170ZM57 168V169H56ZM58 168H60L59 170H58ZM65 168V169H64ZM87 168H89V171H88V169ZM107 168V169H106ZM121 168V169H120ZM123 168V169H122ZM125 168V169H124ZM144 168H143V170H144ZM157 168H159L158 170H157ZM166 170H165V169ZM168 168H174V169H169L168 170ZM180 168H181V170H180ZM199 168V169H198ZM239 168H240V173H239ZM247 168H249V169H247ZM9 169H10V171H9ZM66 169H70L69 171L68 170H66ZM85 169V170H84ZM87 169V170H86ZM106 169V170H105ZM148 170L146 173L148 174V172L149 173H151V171H152V173L151 174H153V169L152 170ZM161 169H163L162 170V173H161ZM202 169H203V171H202ZM247 169V170H246ZM14 170V171H13ZM38 170V171H37ZM83 170V171H82ZM130 170H132L131 168H130ZM129 170V171H130ZM139 170V171H140ZM164 170L165 171H168V173L167 174H163V172H164ZM170 170H171V172H170ZM244 170L246 171V172H244ZM252 170V171H251ZM4 171H6V172H4ZM24 171H25V173H24ZM66 171V172H65ZM115 171V172H114ZM118 171H120V172H118ZM128 173H127V172ZM146 171V170H145ZM145 171H144V174L143 175H145ZM241 171H243L242 173H241ZM248 171H251L250 173L248 172ZM15 172V173H14ZM38 172V173H37ZM60 172V173H59ZM67 172H69V173H67ZM73 172V173H72ZM76 172V173H75ZM85 172V173H84ZM89 172V173H88ZM125 172V173H124ZM9 173H10V175H9ZM13 173V174H12ZM37 173V174H36ZM120 173H121V175H120ZM138 173H140V172H138ZM162 175H164V176H162ZM164 173H166V172H164ZM171 173V174H170ZM175 173V174H174ZM199 173V174H198ZM249 173V174H248ZM22 174H24L23 176H22ZM28 174V175H27ZM38 175V176H36V175ZM51 174H52V178H51ZM89 174V175H88ZM106 174V175H105ZM146 174V175H147ZM155 174V173H154ZM178 176H177V175ZM7 175H8V177H7ZM28 177H27V176ZM31 175V176H30ZM37 177V179H36V177ZM111 177H110V176ZM125 175V176H124ZM136 175H138V174H136ZM140 175V174H139ZM142 174H141V177L143 176ZM176 175V176H175ZM182 175V176H181ZM242 175V176H241ZM245 175V176H244ZM34 176V177H33ZM69 176V177H68ZM77 176V177H76ZM90 176V177H89ZM109 176V177H108ZM126 176H132V178H129V177H126ZM148 176H150V175H148ZM155 176V175H154ZM161 176V177H160ZM244 176V177H243ZM19 177H20V179H19ZM33 177V178H32ZM40 177V178H39ZM43 177H44V179H43ZM60 177V176H59ZM117 177V178H116ZM152 177H153V175H152ZM170 176H168V178H169ZM177 177V178H176ZM251 177V178H250ZM17 178V179H16ZM77 178V179H76ZM106 178H107V180H106ZM110 178V179H109ZM143 178H146V176H144ZM155 178V177H154ZM24 179H25V181H24ZM35 179V180H34ZM45 179H47V182H46V180ZM49 179H52L51 181L54 183V185L52 184V182H51V184L53 185V187H54V191L52 192V191H50V193H48L49 191H47V190H51V189H53V187L51 188H46L47 187V184H48V182L50 181ZM71 179V180H70ZM108 179H109V182H108ZM127 179V180H126ZM130 179H132V180H130ZM149 179V178H148ZM147 179V180H148ZM176 180L175 182L173 181V180ZM8 180H9V182H8ZM19 180L21 181V182H19ZM44 182H43V181ZM105 180V181H104ZM115 180V181H114ZM130 180V181H129ZM144 180V179H143ZM146 180V179H145ZM144 180V181H145ZM244 180V181H243ZM37 181V182H36ZM40 181H42V182H40ZM56 181V180H55ZM63 181V180H62ZM141 181V180H140ZM149 181H151V178H150V180ZM193 181V182H192ZM18 184H17V183ZM29 182V183H28ZM31 182H33V183H31ZM78 182V183H77ZM111 182V183H110ZM115 182H117L116 184H115ZM130 182V183H129ZM132 182H133V184H132ZM139 182V181H138ZM146 182V181H145ZM173 182V183H172ZM244 182V183H243ZM248 182V183H247ZM4 183H6V184H4ZM7 183H9L8 184V186L10 187V188H7L8 186H7ZM15 183V184H14ZM20 183H21V185H20ZM40 184V185H38V184ZM46 183V184H45ZM77 183V184H76ZM107 183H109V185L107 184ZM150 183V182H149ZM148 183V181H147V183H144L145 185H147V184H149ZM150 183V184H151ZM181 183V184H180ZM5 185V188L8 190V189H11L12 191H13V189L15 188V186L17 185V189L15 190L14 189V191H13V194H12V191L10 190V192H9V190H8V192L11 194V195H9V193L7 192V190H5V188H2L4 185ZM26 184H27V186H26ZM114 184V185H113ZM130 184H131V186H130ZM138 184V183H137ZM175 184V185H174ZM176 184H177V187H176ZM192 184V185H191ZM249 184H251L250 185V187H249ZM253 184V185H252ZM15 185V186H14ZM23 185V186H22ZM50 185V184H49ZM49 185H48V187H49ZM51 185V186H52ZM76 185V186H75ZM77 185L79 186V187H77ZM111 185H113V186H111ZM139 185H140V182H139ZM143 185V184H142ZM186 185V186H185ZM245 185H246V187H245ZM12 186V187H11ZM263 186V188H260V187H262ZM40 187V188H39ZM57 187H59V186H57ZM70 187H72V188H70ZM115 187V188H114ZM133 187V188H132ZM144 187H146V186H144ZM149 187V189H150V186H148ZM155 187V188H154ZM173 187V188H172ZM239 187V188H238ZM252 187V188H251ZM254 187V188H253ZM111 188V189H110ZM163 188V189H162ZM177 188H179V189H177ZM256 188V189H255ZM2 189H4V190H2ZM47 189V190H46ZM65 189H64V191H65ZM77 189H78V191H77ZM112 189H114V190H112ZM131 189H133V191L135 192H133L132 193V190ZM155 189H156V191H155ZM171 189H173V191L171 190ZM177 189V191H180V192H178V193H175L174 191ZM187 189V190H186ZM249 189V190H248ZM251 189V190H250ZM255 189V190H254ZM261 189V190H260ZM22 190V191H21ZM40 190V191H39ZM43 190H44V192H43ZM59 189H57V191H58ZM74 190V191H73ZM257 190H258V192H260V193H258L257 192ZM16 191V192H15ZM42 191V192H41ZM47 191V193H48V195L45 193ZM137 191L139 192V195L137 194ZM155 191V192H154ZM170 191H171V193L175 196L176 194V198L174 197V196H172V194L170 193ZM218 191H220V194H217L218 193ZM253 191V192H252ZM58 192H60V191H58ZM68 192V191H67ZM73 192V193H72ZM75 192V193H74ZM247 192H250V196L252 197V199H251V197L248 195V193ZM252 192V193H251ZM257 192V193H256ZM7 193H8V195H7ZM18 193H20V194H18ZM70 193H71V195L72 194H74L73 196H71L70 195ZM170 193V194H169ZM254 193L255 194H257L256 196L254 195ZM53 194H55L54 195V200H55V204L54 205H56L57 207V209L55 210V209H53L54 210V212H52L51 210H50V207H51V205H53V204H49L50 202L49 201H52L53 200V197L51 198V196L50 195H52L53 196ZM80 194V195H79ZM82 194V195H81ZM114 194V195H113ZM163 194H165V196L163 195ZM168 194V195H167ZM179 194V195H178ZM218 195V196H216V195ZM13 195V196H12ZM24 195V196H23ZM77 195V196H76ZM7 196H10L9 198L7 197ZM12 196V197H11ZM18 196V197H17ZM31 196V197H30ZM39 196H40V198H41V200L39 199ZM44 196V197H43ZM47 196V197H46ZM56 196H59V197H57V198H55ZM139 196V197H138ZM144 196V197H143ZM168 196H170L168 199H167V197ZM204 198H203V197ZM248 196H249V198H248ZM255 196V197H254ZM257 196H259L258 198H261L260 200L257 198ZM4 197V198H3ZM7 197V198H6ZM13 197H15V199L13 198ZM48 197L50 198V199H48ZM81 197V198H80ZM88 197V198H87ZM111 197H114V198H111ZM138 197V198H137ZM164 197V198H163ZM254 197V198H253ZM6 198V199H5ZM11 198V199H10ZM12 198H13V200H12ZM17 198H19V199H17ZM31 198V199H30ZM43 198V199H42ZM47 198V199H46ZM59 198V199H58ZM70 198V199H69ZM79 198V199H78ZM83 198H86V199H83ZM139 198L141 199V200H139ZM173 198V199H172ZM175 198V199H174ZM187 198V199H186ZM201 198H203V201L205 202V204H204V202L202 201V199ZM257 198V199H256ZM44 199H46L45 201H44ZM64 199V198H63ZM72 199V200H71ZM83 199V200H82ZM111 199V200H110ZM143 199H145L144 200V203L145 202H148L149 203V201L151 202L152 200L151 199H153V201L155 202V200L154 199H156V201H159V203H157V202H155L156 204H153V207H156L157 208V210L158 209H160L161 210V214L159 213V210L157 211V210H152V209H150V210H152L153 211V213H154V215H153V213H152V215H153V217L151 218V217H145L144 216V214H142V213H145L146 211H147V213L145 214V215H148V213H150V212H148V210H146L147 209V207L145 208L144 207V205L142 206V200ZM158 199V200H157ZM162 199H164V200H166V202H167V200H169L170 199V202L173 200V204L171 205L170 204V206L168 205H166V204H168V202L164 205L163 203H164V200L162 201ZM172 199V200H171ZM249 199V200H248ZM256 199V200H255ZM7 200V201H6ZM10 200V201H9ZM12 200V201H11ZM16 200V201H15ZM48 200V201H47ZM80 200V201H79ZM109 200V201H108ZM133 201V203H132V201ZM148 200V201H147ZM180 200V201H179ZM194 200V201H193ZM206 200H209V202H211V203H209L208 204V201H206ZM253 200V202H251ZM255 200V201H254ZM262 201L261 203L259 202V201ZM4 201H6L5 203H7V205L4 203ZM9 201V202H8ZM13 201H15L16 202V204H14V206L15 205H21V207L19 208V214L17 213L18 212V208H17V206L16 207H12V209H14L15 211H12V209H11V207L9 206V205H11V206H13ZM18 201V202H17ZM49 202V203H47V202ZM73 202L74 203V205H73V203L71 202V203H67V202ZM87 201V202H86ZM131 201V202H130ZM139 201H141V203L139 204ZM152 201V202H153ZM2 202H3V204H2ZM11 202V203H10ZM14 202V203H15ZM30 202V203H29ZM45 202V203H44ZM53 202V201H52ZM51 202V203H52ZM60 202H61V200H60ZM82 202V203H81ZM111 202V203H110ZM153 202V203H154ZM163 202V203H162ZM203 202V203H202ZM250 202V203H249ZM257 202V203H256ZM8 203H10V204H8ZM40 205H38V204ZM47 203V204H46ZM84 203V204H83ZM88 203V204H87ZM111 205H110V204ZM128 203V204H127ZM162 204V209H161V204ZM188 203H189V205H188ZM248 203V204H247ZM252 203V206L250 205L249 206V204H251ZM36 204V205H35ZM86 204V205H85ZM133 204V205H132ZM152 204V203H151ZM183 206H182V205ZM211 204V205H210ZM216 204V205H215ZM254 204V205H253ZM260 204V205H259ZM263 204V205H262ZM5 205H6V208H4L5 207ZM38 205V206H37ZM43 205H45L44 207H43ZM47 205H50L49 206V209H47ZM84 205V206H83ZM110 205V206H109ZM115 205V206H114ZM137 205H139V207L137 206ZM157 205V206H156ZM185 205V206H184ZM204 205H205V207H204ZM245 205L248 207L249 206V211H252V213H250L249 214V211H248V209L245 207ZM35 206V207H34ZM76 208H75V207ZM86 206H88V208H86ZM114 208H113V207ZM257 206H259V207H257ZM8 207H10V208H8ZM46 207V208H45ZM54 207V206H53ZM85 207V208H84ZM145 208V212L143 211V208ZM159 207V208H158ZM166 207H167V209H168V212H169V215H168V212H167V210H166V216H165V214H162V213H164L163 211H164V209H166ZM185 207V208H184ZM186 207H187V209H186ZM207 207H209V209H211V210H209V209H206ZM219 207V208H218ZM243 207H244V209H243ZM256 207V208H255ZM5 210H4V209ZM16 208H17V210H16ZM27 208H28V210H27ZM44 208H45V210H46V212H45V210H44ZM82 208V209H81ZM149 208V207H148ZM156 208H153V209H156ZM170 208V209H169ZM189 208V209H188ZM254 209V210H252V209ZM7 209V210H6ZM9 209H10V211H9ZM32 209V210H31ZM37 209H38V211H37ZM87 209H89V211H88V214H85L86 212L85 211H87ZM114 209H115V214H114ZM251 209V210H250ZM2 210V211H1ZM25 210V211H24ZM40 210V211H39ZM44 210V212L47 214L48 212H49V210H50V212L48 213L49 215H47L46 217L44 216V215H46V214H43L42 213V211ZM60 210V211H59ZM163 210V211H162ZM182 210L184 211L183 213L184 214H186L185 216L183 215V213H182ZM187 210H189V211H187ZM217 210V211H216ZM35 213V215H34V213ZM37 211V212H36ZM58 211L60 212L59 214H57L58 213ZM82 211V212H81ZM118 211V212H117ZM143 211V212H142ZM12 212H13V214H12ZM22 212H24L23 214H22ZM27 212V213H26ZM52 212V213H51ZM76 214H75V213ZM77 212H79V213H77ZM140 212V213H139ZM156 212H158V214H160L161 215V217H160V219L161 218H164L163 216H165V218L168 216V220H169V218H170V220L172 221V220H175L174 222H175V226L177 227L178 225V227L177 228H179V227H181V225H182V231H180V232H184V234L187 232L188 234H189V236L188 237H190V239H195V240H199L198 242H200V247H199V249L197 248V245L195 246V244L196 243H198L197 241L195 242V240H194V242H192L193 240H191V242H190V240H189V238L188 237H186L185 235V237H186V239H182L181 237H179V240H178V238H177V236H175L176 234L175 233H177V235L178 234H181L180 232L178 233L177 231H179L180 230V228L177 230V228H176V230L177 231H173V232H175L174 233V235L173 234H170L169 232H170V230L168 231V229H171V228H167V231L164 229V231H162V230H158L159 229V227L158 228H156L157 229V232H156V230L154 229V228H152V230H151V228H150V230L151 231H149V224H151V222L149 223L147 220H146V218H150L151 220H153V219H157V218H159V216L160 215H158ZM179 212V213H178ZM187 212H188V214H187ZM191 212V213H190ZM15 213H16V215H15ZM33 213V215H31ZM37 213V214H36ZM42 213V214H41ZM51 213V214H50ZM71 213V214H70ZM82 213V214H81ZM156 213V214H155ZM230 213H232V214H230ZM14 215V217L12 216V215ZM39 214H41L40 216H39ZM57 214V216H58V218H56L55 217V215ZM68 214H69V216H70V218H73V219H70L69 218V216H68ZM117 214V215H116ZM143 216H142V215ZM232 215V216H230V215ZM4 215V216H3ZM10 215V216H9ZM17 215H18V217H17ZM31 215V216H30ZM76 215V216H75ZM86 215H88V217H87V219H86ZM155 215H157V217L155 216ZM174 215H176V216H174ZM191 216V218L189 217V216ZM223 215V216H222ZM250 215V216H249ZM9 216V217H8ZM12 216V217H11ZM21 216V217H20ZM27 216V217H26ZM34 218H33V217ZM49 216H51V217H49ZM74 216V217H73ZM116 216V217H115ZM126 216V217H125ZM149 216H150V214H149ZM154 216H155V218H154ZM181 216V217H180ZM11 217V218H10ZM45 217V218H44ZM49 217V218H48ZM66 217H68V218H66ZM84 217V218H83ZM120 217H122V218H120ZM134 217V218H133ZM25 218V219H24ZM42 218H43V220H42ZM54 218H55V220H54ZM81 218V219H80ZM116 218V219H115ZM118 218V219H117ZM132 218V219H131ZM143 218H144V220H143ZM164 218V219H165ZM176 218V219H175ZM182 218V219H181ZM184 218V219H183ZM189 218V219H188ZM8 219H9V221H8ZM12 219V220H11ZM22 219V220H21ZM29 219V224H28V222H27V220ZM38 219H41V221H39ZM67 219V220H66ZM89 219V221H87ZM115 219V220H114ZM134 219V220H133ZM160 219H158V220H155L156 221V223H160ZM163 219V220H164ZM179 219H181V220H179ZM185 219H188V220H190V221H188V220H185ZM20 222H19V221ZM50 220H48L46 223H49L50 224ZM68 220H70V222L69 223H67L66 224V222L65 221H68ZM86 220V221H85ZM118 220V221H117ZM143 220V221H142ZM147 221L148 222V225H147V223L146 222H144V221ZM150 220V221H151ZM160 220V221H159ZM177 220H179L180 221V223L177 221ZM183 220V221H182ZM192 220V221H191ZM224 220V221H223ZM17 221V222H16ZM26 221V222H25ZM33 221V222H32ZM43 221V222H42ZM76 221V222H75ZM133 221V222H132ZM142 221V222H141ZM157 221H159V222H157ZM166 221H167V218H166ZM170 221V222H171ZM188 221V222H187ZM227 221V222H226ZM228 221H229V223H228ZM231 221V222H230ZM40 222H42V223H40ZM65 222V223H64ZM75 222V223H74ZM84 222V223H83ZM115 222V223H114ZM118 222V223H117ZM135 222V223H134ZM154 221H152V227H153V223ZM170 222H168L169 224H171ZM182 222H184L186 225L184 226V223H182ZM6 223V224H5ZM23 223V224H22ZM45 223V224H46ZM116 224V226L117 227H115L114 229H116L115 231L117 232V230L119 231V232H121L120 234H121V236H120V241L122 242V240L121 239H123L122 237H124V239L123 240H125L127 243H125V246H127V247H125L124 245H122V246H124V249L126 248L127 250H125V251H123L124 252V254H128L129 255V258H126V259H124L125 258V256L127 255H124L123 254V252L121 253V250H119V248L121 247V244H123V243H121V242H119V243H121L120 245L119 244H117V239H119V232H118V234L119 235H117L116 234V232L114 231V229H113V227H112V225H114V224ZM141 223V224H140ZM146 223V224H145ZM164 223H167V222H165V220H164ZM188 223V224H187ZM191 225H190V224ZM9 224V225H8ZM26 224V225H25ZM28 224V225H27ZM34 224V225H33ZM61 224H64L63 226L61 225ZM66 224V225H65ZM75 225V226H73V225ZM79 224V225H78ZM86 224V225H85ZM6 225H8V226H6ZM16 225V226H15ZM17 225H19V226H17ZM33 225V226H32ZM43 226V230H42V226ZM55 225H57V226H55ZM72 226L71 228H69V226ZM121 225V226H120ZM146 225H147V227H146ZM159 224H157L155 227H157ZM160 225H163L162 224V221H161V224ZM159 225V226H160ZM189 225V226H188ZM21 226H23V227H21ZM52 226V227H51ZM108 226V227H107ZM125 226V227H124ZM164 226H166V224H164ZM168 227L170 226V225H167ZM173 226H174V223H173ZM257 226V227H256ZM15 227V228H14ZM26 227H28V228H26ZM84 227V228H83ZM127 227H128V229H127ZM186 227V228H185ZM2 228H4V229H2ZM32 228V229H31ZM41 228V231L39 230ZM50 228L52 229L53 228V225L51 224L50 225V227H48V230H47V232H48V234H49V230H50ZM74 228H75V230H74ZM77 228V229H76ZM105 228H107V229H105ZM126 228V229H125ZM162 228V227H161ZM160 228V229H161ZM8 230L7 231V233H6V230ZM19 230L18 232H19V234H17V232L15 231V232H11V231H14V230ZM22 229V230H21ZM24 229H26L25 231L27 232H25L24 231ZM86 229V230H85ZM154 229V230H153ZM185 231H184V230ZM28 230H29V232H28ZM31 230V231H30ZM84 230H85V232H84ZM3 231V232H2ZM10 231V232H9ZM22 231V233L20 234V232ZM23 231H24V233H23ZM34 231V232H33ZM36 231V232H35ZM39 231V232H38ZM42 231H45V232H42ZM52 231V230H51ZM50 231V232H51ZM75 231V232H74ZM115 233H114V232ZM156 232V234L158 233V234H160V236L161 237H165V234L163 235V233H166V237L167 236H172L173 238L174 237H176L175 239H177L178 240V242H180L179 244H180V247L181 248H179V247H177L176 249V252H173V251H168V250H166L167 248L166 247H162V243H161V245L160 246H158L160 243L159 242H157L158 241V239H159V237H158V239L156 238L157 236H159V235H157L156 236V234L154 233V232ZM3 234H2V233ZM5 232V233H4ZM31 232H33L32 234H31ZM42 234H41V233ZM72 232V233H71ZM84 232V233H83ZM129 232V233H128ZM163 232V233H162ZM172 232V231H171ZM172 232V233H173ZM10 233H12L11 235H10ZM15 233V234H14ZM25 233H26V235H25ZM74 233V234H73ZM76 233V234H75ZM151 233H154V234H151ZM5 234H6V236H5ZM28 234H30V235H28ZM38 234H40V236L38 235ZM73 234V235H72ZM115 234H116V236L118 237L117 239H116V237H115ZM237 234V233H236ZM3 235V236H2ZM15 235H17L16 237H15ZM19 235H21V237L19 236ZM27 235H28V238H27ZM37 235V236H36ZM44 235V236H43ZM51 235H52V237H53V234H52V232H51ZM65 235V236H66ZM75 235V236H74ZM123 235V236H122ZM127 235V236H126ZM182 235H183V233H182ZM181 235V236H182ZM187 235V234H186ZM10 236H13V237H10ZM26 237V239L27 240H24V242H26V246H27V248H26V246L24 245V243H23V239H25V237ZM155 236V237H154ZM179 236V235H178ZM193 236H195V237H193ZM3 237H4V240H3ZM20 239H19V238ZM30 237H31V240H28V239H30ZM39 237H41V238H39ZM73 237H75V238H73ZM192 237V238H191ZM243 237V238H242ZM15 238V239H14ZM45 238H48V239H45ZM64 238V237H63ZM62 238V239H63ZM75 239V240H73V239ZM187 238H188V240H187ZM17 239V240H16ZM40 241H39V240ZM45 239V241H43ZM52 239V238H51ZM180 239H182V240H180ZM16 240V241H15ZM21 240V241H20ZM69 240H71V245H72V243H73V246H71L70 245V243H69ZM77 240H79V241H77ZM86 240V241H85ZM117 240V241H116ZM176 240V241H177ZM18 241H20V242H18ZM42 241V242H41ZM65 241V242H64ZM66 241H67V243H66ZM73 241V242H72ZM76 241V242H75ZM94 241V242H93ZM16 242V243H15ZM28 242V243H27ZM41 242V243H40ZM43 242H45L44 243V246L42 245L43 244ZM63 242V243H62ZM75 242V243H74ZM79 242L81 243V245L79 244ZM187 242L189 243V244H187ZM249 242H251V243H249ZM8 243V244H7ZM20 243V244H19ZM36 243V244H35ZM40 243V246H43V248L42 247H40L38 244ZM64 243H66V244H69L68 246L66 245V247L64 246ZM192 243V244H191ZM248 243V244H247ZM253 243V244H252ZM5 244H6V246H5ZM9 244L11 245V247L9 246ZM13 244V245H12ZM16 244V247H18V249H20V247L22 246V245H24L25 246V250L24 249H21V252H19L18 251V249L16 250V247L14 246ZM20 245V247H19V245ZM46 244V245H45ZM75 244H77V246L75 245ZM128 244H130V245H128ZM186 244V245H185ZM245 244H247V245H249V246H245ZM257 245V247L255 248V246ZM74 245H75V250H74ZM78 245H80L83 249H80V246H78ZM118 245V246H117ZM187 245L189 246L190 245V247H188V249L186 248L187 247ZM233 245V246H232ZM230 244V246H232L231 248L232 249H234V248H236V244ZM235 245V246H234ZM255 245V246H254ZM2 246L4 247V248H12V246H14L12 249H11V251L13 250V253H11V251L10 252H8V250L7 249H1L2 248ZM24 246H22L21 248H23ZM38 246H39V248H38ZM58 246V245H57ZM199 246V245H198ZM208 246V247H207ZM253 246V247H252ZM47 249H46V248ZM67 247L69 248L68 250H65L64 251V248H66L67 249ZM106 249H105V248ZM192 247H193V249H192ZM242 247H243V249H245V250H247V251H243V249H242ZM245 247V248H244ZM246 247H248V248H246ZM15 248V249H14ZM28 248L30 249V250H28ZM35 248H36V250H35ZM42 248V249H41ZM50 248V249H49ZM70 248H71V250H70ZM79 248V250H77ZM197 248V249H196ZM201 248V249H200ZM205 248V249H204ZM207 248H209V251H207L208 249ZM257 248H258V252H257ZM72 249H73V252L75 253H71V251H72ZM120 249H122V248H120ZM124 249H122V250H124ZM135 249V250H134ZM187 249V250H186ZM207 249V250H206ZM251 249V250H250ZM254 249L256 250V251H254ZM14 250H16L18 253H16V251H14ZM32 250V251H31ZM34 250H35V253H37V254H34ZM50 250V251H49ZM81 250V251H80ZM130 250V251H129ZM181 251V253H180V251ZM204 250L206 251V252H204ZM212 250V251H211ZM215 250H216V252H215ZM235 250V249H234ZM237 250V249H236ZM235 250V251H236ZM262 250H263V252H262ZM29 251V252H28ZM64 251V254L62 253ZM70 251V252H69ZM98 251V252H97ZM127 251V252H126ZM166 251H167V253L168 254H166ZM179 251V252H178ZM184 251H185V253H184ZM214 251V252H213ZM227 253H229L228 251H230L231 252V250L230 249H228L227 248ZM233 251V250H232ZM235 251H234V253H233V255L235 254ZM253 251V256H252V254H251V252ZM23 252H24V254H23ZM28 252V254H26ZM33 252V253H32ZM38 252H40V253H38ZM44 252V253H43ZM70 253V256H67V255H69V253ZM78 252V253H77ZM84 252V253H83ZM126 252V253H125ZM179 254H178V253ZM255 252H257V254H255ZM260 252H262V253H260ZM11 253V254H10ZM30 253H32L34 256H32L31 258H29L30 257V255H32V254H30ZM46 253V254H45ZM54 253H56V252H54ZM130 253V254H129ZM134 253V254H133ZM171 253V254H170ZM177 253V255H174V254H176ZM198 253H199V255H198ZM258 253H260V254H258ZM5 254H7V255H5ZM41 256H40V255ZM71 254L73 255L72 257H71ZM86 254V258L85 259H82V258H84V255ZM101 254H103V255H101ZM105 254H107V255H105ZM164 254H166V255H164ZM173 254V255H172ZM181 254H183V256L181 257ZM222 254H220V256H222V258H225V256L223 257V255ZM249 254V255H248ZM22 255V256H21ZM25 255V256H24ZM37 255H39V256H37ZM66 255V256H65ZM75 255V256H74ZM97 255V256H96ZM98 255H100V256H98ZM121 255H123L124 256V260H122V257L123 256H121ZM167 255H169V258H167ZM180 255V256H179ZM229 255V254H228ZM227 254H226V256H228ZM231 256V255H229L231 258H234V262H235V264H237V263H239V264H241L239 261H237L236 262V257H237V255L236 256ZM255 255V256H254ZM258 255V256H257ZM4 256V257H3ZM20 256V257H19ZM27 256V257H26ZM50 256V257H49ZM88 256V257H87ZM130 256H132V257H130ZM163 256V257H162ZM170 256H173L172 257V259L174 258V260H171V262H170ZM228 256V257H229ZM249 256V257H248ZM22 257V258H21ZM27 258V261H26V258ZM57 257V256H56ZM67 257V258H66ZM68 257H69V260H68ZM100 257V258H99ZM106 257V258H105ZM127 257V256H126ZM137 257V258H136ZM166 257V258H165ZM176 257V258H175ZM227 257V258H228ZM229 257V258H230ZM253 257V258H252ZM262 257V258H261ZM21 258V259H20ZM25 258V259H24ZM39 258H40V260H39ZM71 258V259H70ZM77 258V259H76ZM92 258H93V260L95 261H93L92 260ZM132 258V259H131ZM227 258L225 259V260H227ZM231 258H230V260H231ZM240 258V257H239ZM244 257H242V259H238V260H241V261H243V264H245L246 262L248 263V260L247 259H245V261L246 262H244V259H243ZM252 258V259H251ZM257 258H258V260H257ZM260 258V259H259ZM34 259V260H33ZM67 259V260H66ZM88 259V260H87ZM98 259H100V260H97ZM137 261H136V260ZM167 261H166V260ZM179 259H181L180 261H179ZM213 259V260H212ZM221 259V258H220ZM4 260H6V262H7V259H4ZM2 261V263H4L5 261ZM16 260V261H15ZM37 262H36V261ZM76 260V261H75ZM82 260V261H81ZM84 260H87L86 262L84 261ZM126 260V261H125ZM132 260V261H131ZM183 260V261H182ZM192 260V261H191ZM259 261L260 260V262H258V263H256V261ZM13 261H15V262H13ZM19 261H17L15 264H19ZM31 261V262H30ZM50 261L48 262V264L50 263ZM74 261V262H73ZM85 263H84V262ZM104 261V262H103ZM179 261V262H178ZM213 261V263H211ZM221 261V260H220ZM223 261V260H222ZM8 262V263H9ZM24 262V263H23ZM26 262V263H25ZM29 262V263H28ZM76 262V263H75ZM134 262V263H133ZM184 262V263H183ZM210 262V263H209ZM250 262H249V264H250ZM8 263H6V264H8ZM11 263H9V264H11ZM89 263V264H90ZM0 264H1V262H0ZM5 264V263H4ZM50 264H52V263H50ZM217 264V263H216Z\"/></svg>","mask_w":264,"mask_h":264},{"label":"bare ground","instance_id":"obj_2","mask_svg":"<svg viewBox=\"0 0 264 264\" xmlns=\"http://www.w3.org/2000/svg\"><path fill=\"white\" fill-rule=\"evenodd\" d=\"M11 1V0H10ZM67 1V0H66ZM77 1V3H79L78 5L80 6H78L79 7V9H80V12L82 11V13H85V14H87L88 13V11H90L91 9H92V12L93 11H95V8H97V6L96 7H94V3L91 5V1L92 2H100L101 3V9H103L102 11L104 12L103 13V17L102 16H100V17H102L103 19H104V21L103 22H105V25L106 26H102V27H107L108 29V31L107 32H109V35L111 36V42H110V39H108L109 40V42L111 43V44H113V45H111L114 49H113V51L114 50H116V53H115V55H116V58H118L117 60H121L122 58H123V60L125 59V61H127L128 60V62H129V64H131L132 63V59L133 58H135L136 56V54H142L143 55V57H147V59L145 60V62H144V66H145V68H144V76L145 75H147V76H150L151 75V77L152 76H154L155 74H157V75H160V74H164V73H166V72H168V74H171V75H175V73L176 72H179V70L180 71H182L184 74L183 75H185L186 77H187V74L189 75L190 74V76H188L187 77V79H183V78H185V77H183V75H181L182 73L181 72H179V74L181 75H179V74H177L178 76L177 77H182V79L181 80H184L185 82H186V84H187V88L189 89H186V88H184L186 91H184L183 92V90H181L180 92L182 93V94H184V96H185V94H187V93H185V92H187L188 91V94H189V96H185V98L187 99V101L189 100L188 98H190L191 100H192V98H194V97H191L192 96V92L193 93H196V92H198L199 90L198 89H202V87L204 86L205 88L203 89V91L200 89V91H201V93L203 92L204 93V96H206V97H203V95H202V97L201 98H199V96H201L200 94H199V96H198V94L196 93V97H198V98H194V99H196V104L195 105H199V106H197V107H199V109L202 111H199V110H197V114H199V112H200V115H201V117L203 118V117H206L207 116V118L209 117V112L211 113V116H212V114L214 113V112H216V115H217V120L218 121H215V120H213L212 121V118L210 117V119H211V122H213L214 123V121H215V123H219V122H221L223 125H225V126H222V125H220V126H222L220 129H222V128H231V126H232V124H234V128H231L232 129V131H233V135L235 136V139H236V135L237 134H239V136L241 137L243 134H241V132L238 130L239 128L241 129L242 127H244L245 129L247 128L246 127V125H249V127L247 128L248 130V133H249V131H250V133H251V131L252 132H254V133H251L250 134V137H251V139L249 138V137H244L243 139H244V141H243V145L244 146H242V144L241 143H239V140H241L240 138L238 139V142H236V143H238V146H241L240 147V149H239V147L237 148H235L236 150L237 149H239L238 150V153H239V151H240V154L239 155H237V158H240V156H242L243 155V153L242 152H244L246 149L244 148V151L242 150V147H246L247 149L248 148H250V149H252V153H253V157H252V155H246V154H244V157H247L248 158V156H250L248 159H246L247 161V164H248V166H249V168L250 167H252L253 168V171L251 172V171H248L251 175H252V173H254L253 174V176H252V183H257L258 181V183H257V185L260 183L261 185H262V183H263V186H264V137H263V135L261 134L260 135V133H259V131H258V128H262V130H263V132H264V125L262 126V124H264V23L262 24V26L260 25V27L261 28H258L257 27V24L259 23V24H261L260 23V21H258V23H257V20H259V19H257L256 20V18L255 17H257V16H259V14L262 12V10H264V7L262 8L261 6H263V4H264V0H256L257 2H258V5L263 1V4L261 3V6L259 7V6H253L254 5V3H252L254 0H249V1H247L248 3L250 2L251 4H253V5H251L252 6V8H251V6L249 7L248 6V4H245V3H247L246 2V0H174V2H175V7H176V11L178 12H174V19L172 20L173 22H171L169 25H167V26H165L164 27V29L162 28V30H160L159 31V28H158V25H159V27L162 25H160V24H158L159 22L161 23V21H159V20H161L160 19V17L162 16V17H164V14L163 15H161L162 13H160V15H159V17L157 16V15H155V13H157V12H155L154 11V13H150L149 12V10H148V5H151L150 3H151V1L150 0H129L130 1V4H129V2H127V1H125V0H76ZM76 1H75V3H72L73 5H71L70 7H66L65 9L63 8V7H61L60 6V4L59 3H57V4H55L54 2V0H23V2L20 0V2H22L21 4H19L18 3V5H17V7H16V5H15V7L17 8V9H15V10H19V12H18V14L20 13V17L19 18H21L22 20L26 17H30L29 16V14L28 13H30L36 20H34V22L35 21H37L38 23H40L41 22V25H40V27L41 26H44L45 27V25L47 26V24H49L48 23V21L51 23V24H53L54 23V25L56 24V25H58V26H61V22H62V17H61V13L63 14L64 13V11H67V12H69L70 14H72L71 12H74L75 14L78 12L79 13V11H77V9H78V7H77V3H76ZM90 1V2H89ZM148 1H150V2H148ZM161 1V0H160ZM163 1V0H162ZM165 1V0H164ZM164 1H163V4H164ZM256 1H255V3H256ZM261 1V2H260ZM17 2V1H16ZM19 2V1H18ZM59 2V1H58ZM65 2V1H64ZM127 4H126V3ZM158 2H159V0H158ZM9 3V1L8 0H0V11H3V12H5L3 9H4V6L5 5H7ZM11 3V2H10ZM61 3H63V2H61ZM90 3V4H89ZM99 3V4H100ZM149 3V4H148ZM162 3V2H161ZM171 3V2H170ZM169 3V4H170ZM64 4V3H63ZM75 4H76V7H77V9H76V7H75ZM128 4H129V6H128ZM153 4V3H152ZM162 4V5H163ZM65 5V4H64ZM67 6H68V4H66ZM65 5V6H66ZM70 5V4H69ZM89 5H91V6H89ZM247 5V6H246ZM63 6V5H62ZM152 6V5H151ZM169 6H171L172 7V5L170 4ZM168 5H166V7H169ZM7 6H5V9H7L6 8ZM9 7V6H8ZM89 7H91V8H89ZM158 7V6H157ZM165 7V9L167 10V12H168V10H170L169 8H166ZM170 7V8H171ZM246 7H248V9L246 8ZM254 7V8H253ZM154 9H155V7H154ZM158 8H156V10H157ZM8 10V9H7ZM159 10V9H158ZM161 10V9H160ZM246 10H250V14L252 15L253 14V12L256 14H254L253 15V17H248V16H246L245 14H246ZM260 10V11H259ZM21 11V12H20ZM102 11H101V13H102ZM259 11V12H258ZM152 12H153V10H152ZM162 12V11H161ZM166 12V11H165ZM171 12V11H170ZM1 13V12H0ZM9 13V12H8ZM100 13V12H99ZM158 13V14H159ZM176 13L178 14V17H176L177 15H176ZM248 13V12H247ZM81 14V13H80ZM93 14V13H92ZM95 14V13H94ZM96 14H98V12L96 13ZM147 14L148 15H150V16H148L147 17ZM1 15H2V13H1ZM0 15V25H2L3 24V26H5V27H7V29L6 30H4L5 29V27H4V29H3V27L1 28V31L0 32H2V29H3V33H1L0 34V39H1V43L3 44V45H5V47L7 46L6 44H8V42L10 43V41H8L7 40V38L8 39H12L13 40V38H14V36H16V34H15V32L13 31V30H15V31H17V28H13L12 27V21H11V23L9 22V20L11 19H4V18H2L4 15H6V12L4 13V15H2L1 16ZM9 15V14H8ZM25 15V16H24ZM67 15V14H66ZM65 15V16H66ZM74 15V14H73ZM88 15H90L91 16V13L89 12L88 13ZM7 16V15H6ZM48 16H49V18L50 19H47L48 18ZM68 16H71V15H68ZM75 16V15H74ZM74 16H72V17H74ZM83 16V15H82ZM94 16V15H93ZM158 18H157V17ZM250 16V15H249ZM255 16V17H254ZM261 16V17H260ZM259 16V18L260 19H263L262 18V16H263V14L262 15H260ZM5 17V16H4ZM8 17H10V16H7V17H5V18H8ZM32 17V18H33ZM80 17V16H79ZM92 17V16H91ZM99 17V16H98ZM31 18V17H30ZM32 18L31 19H29V21L31 20V21H33L32 20ZM64 18V17H63ZM71 18V17H70ZM82 17H80L79 19H81ZM101 18V19H102ZM177 18H178V21L177 22H175V23H178V26L176 27V29L175 30H172L170 27L172 26V28H173V25L175 24L174 23V21H176L177 20ZM18 19V18H17ZM21 19L19 20V21H21ZM66 19V18H65ZM72 19V18H71ZM70 19V21H72ZM87 19V18H86ZM24 21H25V19H24ZM53 23H52V22ZM68 21V20H67ZM79 21H81V20H79ZM83 21V20H82ZM91 21H93L92 19H91ZM261 21H263V20H261ZM10 24V26L11 27H9V24ZM78 22V21H77ZM86 22V21H85ZM88 22V21H87ZM96 22V21H95ZM2 23V24H1ZM25 23V22H24ZM28 23H33V22H28ZM28 23H25V25H26V27H27V24ZM71 23V22H70ZM174 23V24H173ZM74 24H75V22H74ZM82 24H84L83 22H82ZM81 24V25H82ZM88 24V23H87ZM104 24V23H103ZM158 24V25H157ZM19 25V24H18ZM21 25V24H20ZM67 25V24H66ZM98 26V24H94V26ZM49 26H50V24H49ZM80 26V25H79ZM14 27H16V26H14ZM33 27V26H32ZM51 27H54L53 25H51ZM65 27V26H64ZM85 27V26H84ZM23 28H24V26H23ZM23 28H20V29H22V30H24V32L25 33H28L30 30H29V28H28V32L25 30V29H23ZM34 28V27H33ZM37 28H39V27H37ZM37 28H35V29H37ZM43 28V27H42ZM50 28V27H49ZM71 28V27H70ZM75 28V27H74ZM77 28H78V26H77ZM80 28H82V27H80ZM92 28V27H91ZM161 28V27H160ZM10 29V30H9ZM19 29V28H18ZM48 29V28H47ZM47 29H45L46 31H48ZM53 29V28H52ZM56 29H58V27L56 28ZM56 29H55V31H56ZM79 29V28H78ZM85 28H83V29H81V30H84ZM96 29V28H95ZM8 30V31H7ZM80 30V29H79ZM106 30V29H105ZM5 31V32H4ZM75 31V30H74ZM21 32V31H20ZM58 32V31H57ZM76 32V31H75ZM74 32V33H75ZM84 32V31H83ZM86 32H87V30H86ZM86 32H84V33H86ZM40 33H41V31H40ZM44 33V32H43ZM55 33V32H54ZM54 33H52V34H54ZM63 33V32H62ZM106 33V32H105ZM45 34V33H44ZM48 34H50V33H48ZM56 34V33H55ZM69 34H71V33H69ZM80 34V33H79ZM81 34H83V33H81ZM89 34V33H88ZM21 35H23V34H21ZM20 35V36H21ZM42 35V34H41ZM24 36V35H23ZM46 36H47V34H46ZM56 36H58V35H56ZM69 36V35H68ZM74 36H80V35H78L77 33H76V35L74 34ZM83 36L85 37L86 35L85 34H83ZM5 37H7V38H5ZM12 37V38H11ZM25 37V36H24ZM32 37V38H31ZM30 38L33 40V39H36V37L34 38L33 36H31ZM44 37H45V35H44ZM54 37V36H53ZM69 37H71V36H69ZM80 37H82V36H80ZM26 38V37H25ZM25 38H23L22 37V40L23 39H25ZM28 38V37H27ZM27 38L25 39V41L27 40ZM39 38V37H38ZM76 38V37H75ZM11 40V43H13L14 41H12ZM15 40V39H14ZM29 40L30 39H28L27 41L29 42ZM31 40V41H32ZM47 40V39H46ZM45 40V41H46ZM70 40V39H69ZM82 40V39H81ZM83 40H84V38H83ZM18 41V40H17ZM35 41V40H34ZM37 41V40H36ZM22 43V41H21V39L19 40V43ZM24 42V41H23ZM27 42V43H28ZM42 42V41H41ZM47 42V41H46ZM89 42V41H88ZM11 43H10V45H11ZM18 43V44H19ZM106 43H108V42H106ZM109 43V44H110ZM1 44V46H3ZM9 45V46H10ZM13 46V45H12ZM88 46V45H87ZM4 47V48H5ZM35 47V46H34ZM76 47V46H75ZM9 48V47H8ZM17 48H18V46H17ZM36 48V47H35ZM72 48V47H71ZM34 49V48H33ZM35 50H37V49H35ZM19 51V50H18ZM21 51V50H20ZM25 51V50H24ZM32 51V50H31ZM47 51V50H46ZM95 51V50H94ZM49 52H51V51H49ZM37 53V52H36ZM35 53V54H36ZM53 53V52H52ZM135 53V55H132V54H134ZM72 54V53H71ZM184 55V54H187L188 55V59H187V61H186V63L184 64V66L183 67H180V65L179 64H177V60H176V58L178 59V63H179V61H180V59L178 58V57H180L181 58V60H182V57H181V55ZM45 55V54H44ZM55 55V54H54ZM141 55V56H142ZM182 55V56H183ZM50 56H52V55H50ZM49 56V57H50ZM72 56V55H71ZM139 55H137V57H138ZM20 57V56H19ZM61 57V56H60ZM104 57H106L105 55H104ZM131 57H133L132 59H131ZM140 57V56H139ZM139 57L137 58V59H139ZM36 58V57H35ZM41 58V57H40ZM71 58V57H70ZM76 58V57H75ZM79 58V57H78ZM80 58H82V57H80ZM141 58V57H140ZM184 58V57H183ZM148 59H150V61L152 62V63H146V61H148ZM61 60V59H60ZM59 60V61H60ZM71 60H73V59H71ZM116 60V61H117ZM119 61V62H122L123 63V65H124V67H123V65H122V69H124L125 68V64H127L126 62H124V61ZM46 61V60H45ZM55 61V60H54ZM84 61V60H83ZM149 61V62H150ZM174 61H175V63H174ZM183 61V60H182ZM55 63V62H54ZM61 63V62H60ZM63 63V62H62ZM79 63V62H78ZM83 63V62H82ZM125 63V64H124ZM181 63V62H180ZM42 64V63H41ZM45 64V63H44ZM77 64V63H76ZM87 64V63H86ZM111 64V63H110ZM47 65V64H46ZM52 65V64H51ZM111 65H113V64H111ZM119 65V64H118ZM117 65V66H118ZM177 65H179V66H177ZM116 67V66H115ZM148 67V68H147ZM46 68H48V67H46ZM84 68V67H83ZM116 68H118V67H116ZM126 68H127V65H126ZM5 69V68H4ZM13 69V68H12ZM109 69V68H108ZM38 70V69H37ZM117 70H120V69H117ZM124 70H126V69H124ZM4 71V70H3ZM3 71H0V91L2 92H0V96H1V94H3V92L5 93L4 95H6V94H10V95H8V96H6V97H4V98H7V100L10 98V100H8V102L7 103H9V101L11 102V100H12V98L11 97H9V96H11L12 95V97L14 96V98H16L17 99V97H18V99H20V103L21 104H19L18 103V101L17 100H14L13 102V104H16V102L19 104V105H21V109H22V106H24L25 104H27V102L25 103V104H23L22 105V101H29V102H31L30 104H32V106L33 105H35V103L37 104V106H38V103L37 102H40V104H41V102H45V104L46 105H48L49 103H46L47 101H53V99H54V91L52 90V87L51 86H47V85H45V86H41V84L40 83H38L37 82V80L38 79H36L35 78V80H36V82L34 81V80H32V81H34V83L32 82V81H30V83L32 82V84H30L29 83V81L28 82H26V79H25V77H23V76H21V74L19 73V75H18V73H17V71H13V73H14V75H12V74H10L9 72H7L6 70V72H3ZM10 71V70H9ZM77 71V70H76ZM85 70L84 69H82V72H84ZM113 71V70H112ZM122 71V70H121ZM127 71V70H126ZM142 71V70H141ZM125 71H123V73H124ZM136 72V71H135ZM170 72V73H169ZM85 73H87V72H85ZM84 73V74H85ZM141 73V72H140ZM174 73V74H173ZM17 74V75H16ZM41 74V73H40ZM83 73H82V75H84ZM111 74V73H110ZM113 74V73H112ZM119 74V76H120V73H118ZM132 74V73H131ZM79 75V74H78ZM123 75V74H122ZM165 75L166 74H164V75H162V76H164V77H161L160 78V76L158 77V76H155V77H152V79L150 78V80L151 81H149V82H153V81H155V80H153V79H157L156 77H158V79L157 80H163L162 78H166L165 77ZM171 75H169V77L168 78H172L171 80L172 81H176L175 80V78H176V75L175 76H171ZM113 76V75H112ZM116 76H118V75H115V77ZM171 76V77H170ZM45 77V76H44ZM118 78V77H117ZM116 78V79H117ZM145 78V77H144ZM144 78H143V82L145 81L144 80ZM167 78V79H168ZM24 79H25V81H24ZM113 79V78H112ZM120 79H122V77L120 78ZM119 79V80H120ZM177 79V78H176ZM129 80V79H128ZM147 80V79H146ZM153 80V81H152ZM166 79H164V83L163 84H165V87H166V81H165ZM63 81V80H62ZM117 81V80H116ZM132 80H130V81H127V83L129 82L130 84H131V87H132V94H131V97L133 98V100L131 99L130 101L132 102V106L130 107L131 108V110H132V113L134 112L135 113V118H137V119H135L136 121H140L141 123H142V125L144 126V124H143V122H144V117H145V119H146V117H147V121H145L146 123L149 121V123L148 124H151L150 122H151V120L153 119V117L154 118H156L157 116H158V111L160 110L159 108H158V106H157V104H156V108H158L157 110H155L156 108H155V105H154V103L152 104V105H154V106H152L151 104H149V105H151V107H150V109H148V106H145V105H143V103L141 102V98L142 97H140L139 98V96H138V93L136 92V88H135V85H136V87L138 88H140V85L139 86H137V84H139V83H136L137 81H135V82H131ZM169 81H170V79H169ZM43 82V81H42ZM162 82V81H161ZM171 82V81H170ZM170 82H169V84H170ZM180 82V86L178 87V88H180V87H182V81H179ZM184 82V83H185ZM25 83H29L30 85L29 86H27ZM112 83V82H111ZM134 83V84H133ZM155 83H156V85H155ZM158 82H154V84L152 83H150L151 84V87L154 85V86H158V84H157ZM174 83V82H173ZM119 84V83H118ZM122 84V83H121ZM129 84V85H130ZM146 84V83H145ZM168 84V85H169ZM25 85L27 86V88L25 87ZM34 85H35V87L36 86H38L40 89V91H38V87L37 88H35L34 87ZM59 85V84H58ZM62 85V84H61ZM128 85V86H129ZM184 85V84H183ZM25 88H24V87ZM31 86H33V88L31 87ZM143 86H146V85H144V83H143ZM153 86V87H154ZM163 86V85H162ZM172 86V84L170 85V87ZM185 86V85H184ZM201 86V87H200ZM19 87H20V90H22L23 92H24V89L25 90H27V92H24V93H26V94H24V95H27V96H25V98L23 99V100H21V98H19V95L16 97V95L15 94H19V92L16 90V89H18L19 90ZM23 87V89H21ZM31 89H30V88ZM43 87V88H42ZM73 87V86H72ZM134 87V88H133ZM168 87V86H167ZM173 87V86H172ZM195 87H199L197 90L198 91H195ZM206 87H208V89H209V87H210V89H212L211 91H212V93H214V96L213 95H211L212 93H211V91H209L207 94L208 95H206V93L204 92V90H206ZM69 88V87H68ZM124 88V87H123ZM157 88V87H156ZM32 89H34V91L35 92H39V93H36L35 94V92L33 93L32 92ZM37 89V90H36ZM127 89V88H126ZM131 89V88H130ZM135 89V90H134ZM165 89V88H164ZM194 89V90H193ZM207 89V90H208ZM58 90V89H57ZM150 90H153V93L157 90V89H155V88H150ZM166 90V89H165ZM29 91H31V92H29ZM63 91V90H62ZM141 91V89L139 90V95H140V92ZM176 92L175 91V89L174 90H171V97H170V95H169V102H170V100L172 99V96L173 95H175V97H174V100L173 101H171L170 103H172V102H176L177 100L175 99L176 97L178 98V96H177V93L176 94H174V92ZM195 91V92H194ZM8 92V93H7ZM16 92V93H15ZM109 92V91H108ZM130 92V91H129ZM151 92V91H150ZM150 92H149V94H150ZM163 92V91H162ZM14 93V94H13ZM20 93H22V92H20ZM33 93V94H32ZM60 93V92H59ZM131 93V92H130ZM155 93H157V92H155ZM155 93H154V97H157V96H155ZM161 93V92H160ZM181 93H180V95H181ZM202 93V94H203ZM23 94V93H22ZM22 94H20V95H22ZM28 94H29V96H28ZM32 94V95H31ZM62 94V93H61ZM82 94V93H81ZM138 96H136V95ZM143 94H144V92H143ZM152 94V93H151ZM86 95V94H85ZM211 95V97L212 98H207V96H210ZM3 96V95H2ZM59 96V95H58ZM141 96H143L142 94H141ZM183 95H182V102H184L185 103V100H183L184 97ZM194 96V95H193ZM62 97V96H61ZM64 97H66V96H64ZM108 97V96H107ZM145 97V96H144ZM188 97V98H187ZM138 98V99H137ZM153 97H152V95H151V99H152ZM0 99H2V98H0ZM65 99V98H64ZM89 99V98H88ZM140 99V103L141 104H138L139 102H138V100ZM155 99V100H154ZM153 99V101H156L157 102V100H156V98H154ZM163 99V98H162ZM181 99V98H180ZM193 99V100H194ZM67 100V99H66ZM81 100V99H80ZM143 100H145L144 102L145 103H148V101L146 102V100L147 99H143ZM176 100V101H175ZM192 100V101H193ZM4 102L3 103H5L6 101L5 100H3ZM68 101V100H67ZM86 101H88V100H86ZM190 101V100H189ZM195 101V100H194ZM29 102H28V105L30 106V104H29ZM88 102H90V101H88ZM114 102V101H113ZM181 102V103H182ZM1 103V102H0ZM42 103V104H43ZM72 103H73V101H72ZM108 103V102H107ZM150 103V102H149ZM169 103V104H170ZM179 103V102H178ZM184 103H182V104H184ZM198 103V104H197ZM211 103V105L213 104L214 105V109H215V111H214V109L211 107V109L209 110V109H205V111L206 112H203V109H204V106L206 105L207 107H208V105L207 104H210ZM218 103L220 104V108H218ZM10 104H12V103H9L8 104V106L10 105ZM10 105L9 107H12V106H15V105ZM39 104V105H40ZM42 104H41V106H42ZM60 104H62V103H60ZM85 104H89V103H85ZM138 104V105H137ZM174 104V103H173ZM17 105V104H16ZM72 105V104H71ZM91 105V104H90ZM143 106V107H145V110L142 108V106L141 107H138V106ZM187 105H189V103L187 104ZM191 105V104H190ZM1 106H4L5 107V105H1ZM1 106H0V108H1ZM27 106V105H26ZM32 106H31V108H32ZM37 106H36V108H37ZM70 106V105H69ZM83 106V105H82ZM87 106H89V105H87ZM87 106H86V108H87ZM108 106V105H107ZM183 106V105H182ZM192 106H193V104H192ZM192 106L190 107V106H188V108H191L192 109ZM202 106H203V109H202ZM6 107H7V104H6ZM18 109H19V107L18 106H16ZM33 107H35V106H33ZM45 107V106H44ZM47 107V106H46ZM45 107V108H46ZM92 107V106H91ZM91 107H89V108H91ZM155 108V109H153V108ZM201 107V108H200ZM209 107V108H210ZM16 108V109H17ZM107 108V107H106ZM168 108V107H167ZM183 108H184V110H185V105L183 106ZM187 108V107H186ZM195 108V107H194ZM3 109V108H2ZM8 109V108H7ZM15 110V108H9V110ZM17 109V110H18ZM79 109V108H78ZM143 109V110H142ZM152 109V110H151ZM165 109H166V107H165ZM191 109H189V111H188V109H187V111L186 112H188V113H186V112H184V113H186V115H190L189 117H187V118H190L191 120H192V118H194V116L193 115H197L195 112L196 111H194L193 109L191 110ZM197 109V108H196ZM16 110V111H17ZM20 110V109H19ZM23 110V112H24V110H26L27 111V109L25 108H23L22 109ZM21 110V111H22ZM34 110H35V112H36V114L35 113H32L31 115L33 116V115H39L40 113H39V111L41 110V108L39 107V108H37V110H39V111H36V109L34 108ZM44 110V109H43ZM43 110L42 111H40V112H42L41 113V115L43 114V115H48L47 113H45L44 114V112H47V111H44L43 112ZM67 110V109H66ZM71 110V109H70ZM69 110V111H70ZM75 110V109H74ZM82 110V109H81ZM88 110H90V109H88ZM88 110H85V112H87ZM147 110V111H146ZM149 110L150 111H152V113H153V110H154V115L156 114V117L155 116H153V114L152 115H150L151 113L149 112ZM167 110V109H166ZM192 112H191V111ZM209 110V111H208ZM1 111V110H0ZM25 111V112H26ZM50 111V110H49ZM92 111V110H91ZM91 111H88V112H90L91 113ZM144 111V112H143ZM156 111H157V113H156ZM194 111V112H193ZM2 112V111H1ZM18 112V111H17ZM28 112V111H27ZM30 112V111H29ZM28 112V113H29ZM74 112V111H73ZM115 112V111H114ZM145 112H147V114H149L150 116H151V120H148V117H149V119H150V116H148V115H146V113ZM149 112V113H148ZM171 112H173L174 113V110L172 109L171 110ZM182 113H183V111H181ZM189 112H191V114H193L192 116H191V114H189ZM7 113V112H6ZM14 113H15V111H14ZM20 113V112H19ZM22 113V112H21ZM39 113V114H38ZM50 113V112H49ZM80 113V112H79ZM111 113V112H110ZM145 113V114H144ZM203 113H204V115H203ZM12 114H13V112H12ZM23 114H27V113H23ZM67 114H69L68 112H67ZM84 114V113H83ZM1 115H3V114H1ZM9 115H11V114H9ZM16 115H18L17 113L15 114V116ZM41 115H40V117H41ZM50 115V114H49ZM48 115V116H49ZM144 115V116H143ZM172 115H174V114H172ZM176 115V114H175ZM185 115V114H184ZM5 116V118H6V115H4ZM8 116V115H7ZM13 116V115H12ZM20 116V115H19ZM18 116V117H19ZM51 116V115H50ZM84 116V115H83ZM86 116V115H85ZM88 116V115H87ZM105 116H107V115H105ZM117 116V115H116ZM141 116V117H140ZM167 116H169V115H167ZM1 117V116H0ZM3 117V116H2ZM25 117V116H24ZM23 117V118H24ZM31 117V116H30ZM30 117H28V118H26L27 120H30L31 118ZM38 117V116H37ZM40 117H38V118H40ZM44 118H42V119H40L39 121L40 122H42V123H40V125L42 126L41 128L39 127V129H40V132H39V130H38V132H39V134L40 133H42V134H40V135H38V133L36 134V132H37V127L35 128L36 130H32L31 128V126H30V130L28 129L29 128V125H28V127H27V125H23V126H19V128L16 126V127H14L15 125L14 124H16L17 125V123H18V121H17V123H14L13 124V126L11 125V128H8L7 129V127H6V129L5 130H8V132H10L11 130H14V131H12V132H15V130L17 131V133L15 134V138H17L18 139V143L21 141L23 144H21L22 146L19 148V149H16L18 152H20V150H21V152L20 153H17V151H15L16 152V154H26V151L28 152V151H30V150H32L33 149V152L34 151H36V148L37 147H39V151L43 148L44 150H46L45 151V153H47V156L46 157H48L50 160H51V158H52V162L54 161V162H57L58 161V158L60 157H57V158H55L56 157V155H57V153H58V149H57V151H56V149L54 150V149H50V148H48V146L49 147H51V144L50 145H47L46 143H47V140H48V142H49V139H50V137L48 136V134H49V132H48V127H47V125L49 126V124H46L47 122H49V121H46L45 122V119L46 120H48L47 119V116H43ZM64 117V116H63ZM73 117V116H72ZM143 117V119H139V118H142ZM174 117H176V116H174ZM184 117V116H183ZM192 117V118H191ZM199 118H200V116H198ZM197 117V120L199 119ZM22 118V117H21ZM22 118V119H23ZM86 118V117H85ZM84 118V119H85ZM158 118V117H157ZM156 118V120H158ZM1 119V118H0ZM15 119V118H14ZM13 119V120H14ZM19 119V118H18ZM22 119H20L19 120V122H22L23 120ZM34 118L32 117V120H33ZM36 119V118H35ZM52 119V118H51ZM81 119V118H80ZM83 119V120H84ZM159 119H160V116H159ZM165 119H166V117H165ZM189 119V121H190V123H187V124H190L191 125V120ZM201 119V118H200ZM199 119V120H200ZM206 119V118H205ZM213 119H214V116H213ZM11 121H12V119H10ZM42 120V121H41ZM72 120V119H71ZM73 120H74V118H73ZM82 120V121H83ZM123 120V119H122ZM143 120V121H142ZM155 120V121H156ZM193 120H196V118H194ZM197 120L195 121V122H197ZM209 119H206V121L208 122V125H207V122H205L206 123V125L207 126H211V124H213V123H211L210 121H208ZM52 121V120H51ZM51 121H50V124H51ZM66 121H67V118H66ZM65 121V122H66ZM80 121V120H79ZM89 121V120H88ZM97 121V120H96ZM136 121H134V122H136ZM154 121V119H153V124H155L156 122L158 123H160V121L158 120V121H156L155 122ZM164 121H166V120H164ZM173 121V120H172ZM176 121V120H175ZM174 121V122H175ZM184 121V120H183ZM187 121H188V119H187ZM186 121V122H187ZM188 121V122H189ZM203 121V120H202ZM10 122V121H9ZM45 122V123H44ZM84 122H85V120H84ZM133 122V123H134ZM140 122H138V123H140ZM177 122V121H176ZM175 122V123H176ZM2 123V122H1ZM28 123V122H27ZM32 123V122H31ZM34 123H36V122H34ZM80 123V122H79ZM97 123V122H96ZM125 123H127V122H125ZM157 123H156V126H157ZM203 123L204 122H202V124H201V121H199V123L198 124H201L202 126H203ZM210 123V124H209ZM218 123L217 124H215V125H218ZM228 123L229 124H231V126L230 125H228ZM254 123H258V125H256V126H253V124ZM3 124H5V123H3ZM7 124V123H6ZM5 124V125H6ZM11 124V123H10ZM22 124V123H21ZM25 124V123H24ZM45 124V125H44ZM81 124H83V122L81 123ZM85 124V123H84ZM89 124V123H88ZM152 124V125H153ZM166 124H168V122L166 123ZM193 124V123H192ZM197 124V125H198ZM220 124V123H219ZM19 125H20V123H19ZM39 125V126H40ZM67 125V124H66ZM70 125V124H69ZM134 125V124H133ZM133 125H132V127H133ZM138 125H140V124H138ZM142 125H140V126H142ZM174 125V124H173ZM226 125H228V126H226ZM260 125L262 126V127H260ZM1 126V125H0ZM6 126H8V125H6ZM79 126L80 125H78V128H79ZM135 126H137V123H135ZM135 127V128H138V131H140L141 130V128H142V130H144V127L146 128V126H144V127ZM166 126V125H165ZM164 126V127H165ZM177 126H178V124H177ZM187 126H189V125H187ZM3 127V126H2ZM9 127V126H8ZM49 127H51V126H49ZM53 127V126H52ZM67 127V126H66ZM70 127V126H69ZM88 127V126H87ZM153 127H155V125L153 126ZM191 127V126H190ZM196 127V126H195ZM233 127V126H232ZM34 128V127H33ZM77 128V129H78ZM134 128V129H135ZM148 128V127H147ZM208 128V127H207ZM50 129V128H49ZM52 129V128H51ZM82 129H84V128H82ZM81 129V130H82ZM140 129V130H139ZM191 129V128H190ZM213 129V128H212ZM216 129V128H215ZM251 129V130H250ZM74 130V129H73ZM73 130H71L72 131V133L74 134V131ZM133 130V129H132ZM132 130H130V131H132ZM136 130L137 129H135V132H136ZM147 130V129H146ZM185 130V129H184ZM192 130V129H191ZM190 130V131H191ZM225 130V129H224ZM230 132H232L230 129H228ZM227 130V131H228ZM242 130H244L243 128H242ZM261 130V129H260ZM2 131V130H1ZM33 131V132H32ZM36 131V132H35ZM55 131V130H54ZM68 131V130H67ZM70 131V130H69ZM79 132H81L80 130H78ZM77 131V132H78ZM85 131V130H84ZM137 131V132H138ZM148 131H150V130H148ZM179 131V130H178ZM217 131V130H216ZM226 131V130H225ZM247 131H245V133H247ZM7 132V133H8ZM48 134H47V133ZM51 132H53V131H51ZM50 132V133H51ZM86 132V131H85ZM87 132H89V130L87 131ZM142 133L143 132H145V133H147V131H141ZM189 132V131H188ZM261 133H263L262 131H260ZM4 133V132H3ZM6 133V132H5ZM106 133V132H105ZM132 133V132H131ZM1 134V133H0ZM8 134H10V135H12L11 134V132L10 133H8ZM76 134V133H75ZM89 134V133H88ZM136 134V133H135ZM138 134V133H137ZM136 134V135H137ZM169 134V133H168ZM208 134H210V133H208ZM213 134V133H212ZM10 135H8L9 137H8V140L9 139H11L12 137H13V135L12 136H10ZM45 135H47V138H46V140H45V138L41 141V139L39 138V136H44V137H46ZM79 136H80V133L78 134ZM95 135V134H94ZM139 135V134H138ZM145 135H147V134H145ZM145 135H143V136H145ZM226 135V134H225ZM232 135V134H231ZM232 135V136H233ZM2 136V135H1ZM4 136V135H3ZM6 136H7V134H6ZM51 136V135H50ZM53 136L54 135H52V138H53ZM76 136V135H75ZM89 136V135H88ZM87 136V137H88ZM106 136V135H105ZM140 136H142V135H140ZM139 136V137H140ZM143 136L142 137H140V138H142L143 139ZM212 136H214V135H212ZM245 136H246V134H245ZM247 136H249L248 134H247ZM82 137H84V136H82ZM82 137H78V138H81L82 139ZM101 137V136H100ZM104 137V136H103ZM139 137H136L137 138V140H138V138ZM146 137H148V136H145L144 137V139L146 138ZM184 137V136H183ZM182 137V138H183ZM188 137V136H187ZM243 137V136H242ZM67 138H69V135H68V137ZM76 138V137H75ZM89 138V137H88ZM96 138H98L97 136H96ZM104 138H106V137H104ZM104 138H103V141H104ZM160 136H159V139L157 140L158 141V144H159V140H160ZM163 138V137H162ZM191 138V137H190ZM196 138V137H195ZM198 138V140H199V138L200 137H197ZM203 138H204V134H203ZM214 138V137H213ZM246 138H248V139H246ZM3 139V138H2ZM72 139H73V137H72ZM80 139V140H81ZM91 139H92V137H91ZM100 139V138H99ZM98 139V140H99ZM131 139V138H130ZM148 139V138H147ZM187 139V138H186ZM208 139V138H207ZM228 139V138H227ZM242 139V140H243ZM0 140H1V137H0ZM5 140V139H4ZM7 140V141H8ZM54 140V139H53ZM69 140H70V138H69ZM79 139H77V141H78ZM84 140V139H83ZM89 139H87V141H88ZM133 141H134V139H132ZM131 140V141H132ZM140 140V139H139ZM138 140V141H139ZM241 140V141H242ZM2 141V140H1ZM55 141V140H54ZM58 141V140H57ZM71 141H73V143H76V142H74V140H71ZM70 141V143H72ZM102 141V142H103ZM135 141H136V139H135ZM154 142L156 141V139L155 140H153ZM156 141V142H157ZM161 142H160V144L162 145V140H160ZM14 142V141H13ZM12 142V143H13ZM46 142V143H45ZM51 142V141H50ZM66 142V141H65ZM80 142H82V140L81 141H79V144H80ZM91 141H89V143H90ZM97 143H98V141H96ZM126 142V141H125ZM143 143L144 142H146L145 140H143L142 141ZM148 142V141H147ZM154 142H152V143H154ZM154 143L155 145H157V143ZM186 142V141H185ZM185 142H183V144L185 143ZM200 142V141H199ZM198 142V143H199ZM212 142V141H211ZM218 142V141H217ZM15 143V142H14ZM13 143V144H14ZM36 143V144H35ZM84 143H86V142H84ZM101 143V142H100ZM132 143V142H131ZM140 143V142H139ZM138 143V145L140 146V144ZM235 143V142H234ZM16 144V143H15ZM24 144H27V146L26 147H29L31 144V147H30V150L29 149H27L26 148V151L25 152H23L24 150L23 149H25V147H24ZM33 144H35L34 145V147H36V148H34L33 147ZM38 144V146H36ZM78 144V143H77ZM87 144H88V142H87ZM92 144V143H91ZM95 144V143H94ZM104 144V143H103ZM128 144L130 145V143L128 142ZM150 144V143H149ZM200 144V143H199ZM198 144V146H200ZM58 145V144H57ZM75 145V144H74ZM73 144H72V146H74ZM126 145V144H125ZM132 145H136L135 143H133ZM137 145V146H138ZM145 145V144H144ZM151 145V144H150ZM153 145V144H152ZM15 146V145H14ZM53 146V145H52ZM59 146V145H58ZM76 146V145H75ZM74 146V147H75ZM97 146V145H96ZM95 146V147H96ZM99 146H100V144H99ZM138 146V147H139ZM147 146V145H146ZM183 146V145H182ZM236 146H237V144H236ZM22 147H23V149H22ZM55 147H56V145H55ZM93 147V146H92ZM122 147V146H121ZM130 147V146H129ZM133 147V146H132ZM131 147V148H132ZM138 147H135V149L134 148H132V149H134V150H136ZM144 147V146H143ZM161 147V146H160ZM162 147L164 148V149H166L165 148V144H164V146L162 145ZM161 147V151H163L164 149ZM32 148V149H31ZM41 148V149H40ZM52 148V147H51ZM77 149H79L78 148V146L76 147ZM75 148V149H76ZM83 148V147H82ZM88 148V147H87ZM97 148V147H96ZM141 148V147H140ZM147 148H148V146H147ZM157 148H159L158 146H157ZM157 148L154 146L153 147V149H152V151L155 149L156 151H157ZM187 148V147H186ZM35 149V150H34ZM98 149H101V148H98ZM104 149V148H103ZM130 149V148H129ZM191 149H192V147H191ZM23 150V151H22ZM87 150V149H86ZM91 150V149H90ZM122 150V149H121ZM131 150V149H130ZM137 150H140V149H137ZM142 150V149H141ZM149 150V149H148ZM154 150V151H155ZM171 150V149H170ZM241 150H242V152H241ZM249 150V149H248ZM55 151H56V154H55ZM96 151V150H95ZM98 151H100V150H98ZM97 151V152H98ZM101 151H103V150H101ZM144 151H147V150H144ZM153 151V152H154ZM155 151V152H156ZM160 151V149H159V152H161ZM164 151H165V153H164ZM163 151V153L164 154H166L167 152H166V150H164ZM37 152V151H36ZM41 152H44V151H40V153L39 154H41ZM74 152H76V154H78L77 152H79V150L78 151H74ZM73 152V153H74ZM83 152V151H82ZM96 152V153H97ZM105 152V151H104ZM104 152H103V154H104ZM148 152V151H147ZM154 152V153H155ZM86 153V152H85ZM85 153H83V154H85ZM99 153H102V152H99ZM129 153H133L132 155L133 156H138V157H134V159L136 158V161L137 160H140L141 159V156L144 158V155H145V157L147 158L146 159V164H145V166L147 165V163H151V162H149V160L148 159H152V158H156V157H153L154 155H152L151 156V158L148 156L147 157V154L146 153H144V152H142V153H139V152H135V151H133L132 150V152L130 151ZM135 153L137 154V155H135ZM140 155H139V154ZM149 153H151V152H149ZM162 153V154H163ZM98 154V153H97ZM130 154V156H132ZM142 154H144V155H142ZM161 154V153H160ZM161 154V155H162ZM42 155V154H41ZM44 155V154H43ZM42 155V156H43ZM59 155V154H58ZM57 155V156H58ZM61 155V154H60ZM74 155H75V153H74ZM88 155V154H87ZM95 155V154H94ZM98 155H100V154H98ZM126 155V154H125ZM128 155V154H127ZM150 155V154H149ZM158 155V154H157ZM167 155H168V153H167ZM20 156V155H19ZM23 156V155H22ZM85 156V155H84ZM92 156H93V154H92ZM129 156V155H128ZM133 156L131 157V158H129V157H127V159L129 158V160L131 159V161H129V163H128V161H127V159L125 160V161H127V163H128V168L126 169L128 172H129V174L131 173V175H132V173L133 172H135V170H133V168L134 169H136L137 170V172H136V174H138V175H136L135 173H133L134 174V186L135 187H138V188H135V189H137V190H139V192L141 191V188H140V186H142L143 187V189H145V190H142V191H144V193L146 194V196H148V194H150V193H146L147 192V189H148V192L149 191H151V197L150 198H155V197H158V196H160L159 194H160V192H163V193H167V192H165V189H166V187H167V185L166 184H168V186L171 184V183H166V180L168 179V181L167 182H170L171 180H169V179H171V177H172V175H169L168 174V176H170L169 178H168V176H167V178H164L163 179V177H161V181H163L164 183H166V184H164L163 185V182L160 184L159 183V178H157V180H153V179H156V177L158 176V174H159V172L157 173V171H155L154 172V170L156 169V167H157V165H156V163H155V165H156V167H151V165L153 164H148L149 165V167H151V169L150 168H144V170H143V168H142V172H141V168L140 167H142L143 165L141 164V166H139V165H137V164H139L138 163V161L137 162H135V160L133 159ZM165 156V155H164ZM255 156V157H254ZM0 157H1V155H0ZM24 157V156H23ZM28 157V156H27ZM76 157H78V155L76 156ZM95 157V156H94ZM139 157H140V159H139ZM159 157V156H158ZM161 157V156H160ZM159 157V158H160ZM165 157H167V156H165ZM224 157V156H223ZM243 156H242V158H243V161H244V158ZM43 158V157H42ZM44 158H45V155H44ZM47 158V159H48ZM87 158V157H86ZM138 158V159H137ZM173 158V157H172ZM242 158H241V162L238 160V163L240 164H242L241 165V167L240 168H242L243 167V161H242ZM48 159V162H47V160L44 162V159L42 160L44 163H45V165H46V163H49L50 162V160ZM56 159H57V161H56ZM78 159V158H77ZM80 159V158H79ZM153 159V160H154ZM13 160V159H12ZM17 160V159H16ZM34 160H37L36 158H34ZM33 160V161H34ZM147 160H148V162H147ZM153 160H151L152 162H158L159 161V159L157 158V159H155L154 161ZM161 160H163V159H161L160 158V161ZM169 160V159H168ZM38 161V160H37ZM39 161H41V159H39ZM61 161V160H60ZM60 161H58L57 162V164L60 162ZM105 161V160H104ZM159 161V162H160ZM166 161H167V159H166ZM172 161V160H171ZM180 161V160H179ZM185 161V160H184ZM9 162V161H8ZM10 162H12L11 160H10ZM9 162V163H10ZM36 162V161H35ZM43 162H41L40 164H42ZM66 162V161H65ZM140 162H142L141 160H140ZM145 162V161H144ZM158 162V163H159ZM163 162H164V160H163ZM186 162V161H185ZM201 162V161H200ZM8 163V164H9ZM16 163V162H15ZM43 163V164H44ZM75 163V162H74ZM106 163V162H105ZM126 163V164H127ZM132 163H133V165H136V166H132ZM134 163H137V164H134ZM161 163H162V161H161ZM245 163V162H244ZM12 164V163H11ZM42 164V166H44ZM56 164V165H57ZM83 164V163H82ZM93 164V163H92ZM174 164V163H173ZM180 164H182V163H180ZM216 164V163H215ZM238 164V165H239ZM21 165V164H20ZM38 165H39V163H38ZM48 165V164H47ZM53 166H55L54 164H52ZM68 165V164H67ZM66 165V166H67ZM106 165V164H105ZM166 166H167V164H165ZM165 165H163V166H165ZM169 165V164H168ZM189 165V164H188ZM3 166V165H2ZM62 166V165H61ZM65 166V165H64ZM75 166V165H74ZM85 166H87V165H85ZM125 166V165H124ZM153 166V165H152ZM158 166H160V163L158 164ZM165 166V167H166ZM170 166H172V165H170ZM203 166V165H202ZM246 166V165H245ZM15 167V166H14ZM19 167V166H18ZM17 167V168H18ZM33 167V166H32ZM41 167V166H40ZM57 167V166H56ZM60 167V166H59ZM123 167V166H122ZM133 167V168H132ZM161 167V166H160ZM178 167H179V165H178ZM180 167H182L181 165H180ZM185 167V166H184ZM183 167V168H184ZM16 168V167H15ZM16 168V170H18ZM45 168V169H44ZM84 168V167H83ZM126 168V167H125ZM124 168V169H125ZM130 168L132 169V170H130ZM140 168V169H139ZM162 168V167H161ZM240 168H239V173H240ZM249 168H247V169H249ZM252 168H250V169H252ZM27 169V168H26ZM43 169H44V177L45 178H50L49 176H50V172H49V174L47 173L48 172V170H47V172H45L46 171V167L44 166L43 167ZM48 169H51L50 167H49V165H48ZM57 169V168H56ZM60 168H58V170H59ZM65 169V168H64ZM88 169V171H89V168H87ZM86 169V170H87ZM107 169V168H106ZM105 169V170H106ZM121 169V168H120ZM123 169V168H122ZM150 169V170H152L153 169V174H151L152 173V171H151V173H149L148 172V174L146 173L148 170ZM159 168H157V170H158ZM165 169V168H164ZM167 169V168H166ZM165 169V170H166ZM169 169H174V168H168V170ZM199 169V168H198ZM246 169V170H247ZM31 171V168L30 169H28V170H26V172H28V171ZM34 171H33V173L36 171L35 170V168L33 169ZM41 171H42V168L40 169ZM66 170H68V169H66ZM70 170V169H69ZM68 170V171H69ZM85 170V169H84ZM130 170V171H129ZM140 170V171H139ZM146 170V171H145ZM162 170L163 169H161L160 171H161V173H162ZM164 170V172H166V173H164L163 172V174H167L168 173V171H165ZM175 170V169H174ZM180 170H181V168H180ZM9 171H10V169H9ZM14 171V170H13ZM38 171V170H37ZM51 171V173H53V178H55L54 177V173L57 171V170H54L55 172H53L52 171V169L50 170ZM83 171V170H82ZM126 171V172H127ZM144 171H145V175H143L144 174ZM202 171H203V169H202ZM4 172H6V171H4ZM43 172V171H42ZM66 172V171H65ZM115 172V171H114ZM118 172H120V171H118ZM127 172V173H128ZM138 172H140V173H138ZM170 172H171V170H170ZM243 171H241V173H242ZM244 172H246L245 170H244ZM243 172V173H244ZM7 173V172H6ZM15 173V172H14ZM24 173H25V171H24ZM38 173V172H37ZM36 173V174H37ZM60 173V172H59ZM67 173H69V172H67ZM73 173V172H72ZM76 173V172H75ZM85 173V172H84ZM89 173V172H88ZM125 173V172H124ZM155 173V174H154ZM160 173V174H161ZM248 173V174H249ZM2 174H4V173H2ZM2 174H0V175H2ZM13 174V173H12ZM26 174V173H25ZM35 174V175H36ZM61 175H59L58 177H57V173L55 174L56 175V178H55V180L53 181V182H55V184H58V185H54V183L51 181L52 179H49L50 181L48 182V184H47V187L46 188H52L53 187V185H54V187H55V191H56V194H60V199L59 200H57V203L59 202V205L58 206H60L61 205V207H59L58 209H62V207H63V204H60V203H62L64 200H66L67 199V197H63V196H66L67 195V193L69 194V192H71V190H67L66 191V189L72 184V182H71V184L69 185V183L67 184V182H68V179L69 178H66V180H67V182L65 181V178L64 177H62L63 175H68V174H63V173H60ZM140 174V175H139ZM141 174L143 175L142 177H141ZM147 174V175H146ZM171 174V173H170ZM175 174V173H174ZM199 174V173H198ZM9 175H10V173H9ZM24 174H22V176H23ZM28 175V174H27ZM26 175V176H27ZM34 175V176H35ZM49 175V176H48ZM89 175V174H88ZM106 175V174H105ZM120 175H121V173H120ZM148 175H150V176H148ZM152 175H153V177H152ZM155 175V176H154ZM162 175V174H161ZM177 175V174H176ZM175 175V176H176ZM4 177H5V174L3 175ZM3 176H0V180L1 179H3L4 177ZM31 176V175H30ZM33 176V177H34ZM36 176H38V175H36ZM35 176V177H36ZM110 176V175H109ZM108 176V177H109ZM125 176V175H124ZM144 176H146V178H143ZM162 176H164V175H162ZM178 176V175H177ZM182 176V175H181ZM242 176V175H241ZM245 176V175H244ZM243 176V177H244ZM7 177H8V175H7ZM28 177V176H27ZM32 177V178H33ZM44 177H43V179H44ZM69 177V176H68ZM77 177V176H76ZM90 177V176H89ZM111 177V176H110ZM126 177H129V176H126ZM155 177V178H154ZM159 177V176H158ZM40 178V177H39ZM51 178H52V174H51ZM117 178V177H116ZM129 178H132V176H130ZM149 178V179H148ZM150 178H151V181H149L150 180ZM173 178V177H172ZM177 178V177H176ZM251 178V177H250ZM17 179V178H16ZM19 179H20V177H19ZM36 179H37V177H36ZM77 179V178H76ZM110 179V178H109ZM109 179H108V182H109ZM133 179V178H132ZM132 179H130V180H132ZM146 181H144V180ZM148 179V180H147ZM163 179V180H162ZM166 179V180H165ZM7 180V178L5 177V179H4V181L3 180H1L2 182H5ZM35 180V179H34ZM46 180V182H47V179H45ZM63 180V181H62ZM71 180V179H70ZM106 180H107V178H106ZM127 180V179H126ZM129 180V181H130ZM141 180V181H140ZM152 180H153V183H156L157 181H158V183L160 184V187L158 186V184H155V186L157 185V187H158V190H160L159 191V194L158 193H152L153 192V190L154 189H151L152 187H153V184L151 183L152 182ZM173 180V179H172ZM177 180V179H176ZM176 180H173L174 182L176 181ZM24 181H25V179H24ZM43 181V180H42ZM42 181H40V182H42ZM105 181V180H104ZM115 181V180H114ZM133 181V180H132ZM140 182V185H139V182ZM147 181H148V183L149 184H147V185H145L144 183H147ZM156 181V182H155ZM244 181V180H243ZM8 182H9V180H8ZM11 182V181H10ZM9 182V183H10ZM19 182H21L20 180H19ZM37 182V181H36ZM44 182V181H43ZM51 182H52V184H51ZM193 182V181H192ZM9 183H7V186H8V184ZM12 183V182H11ZM17 183V182H16ZM29 183V182H28ZM31 183H33V182H31ZM78 183V182H77ZM76 183V184H77ZM111 183V182H110ZM117 182H115V184H116ZM130 183V182H129ZM138 183V184H137ZM173 183V182H172ZM244 183V182H243ZM248 183V182H247ZM255 183H254V186L255 187H257V185H255ZM1 184L2 183H0V186H1ZM4 184H6V183H4ZM3 184V185H4ZM15 184V183H14ZM18 184V183H17ZM34 184V183H33ZM38 184V183H37ZM46 184V183H45ZM50 184V185H49ZM108 185H109V183H107ZM132 184H133V182H132ZM143 184V185H142ZM181 184V183H180ZM10 185V184H9ZM20 185H21V183H20ZM38 185H40V184H38ZM48 185H49V187H48ZM52 185V186H51ZM114 185V184H113ZM113 185H111V186H113ZM138 185V186H137ZM151 185H152V187H151ZM161 185H163V187L165 188L164 190H161V189H159V188H161ZM172 185V184H171ZM171 185L169 186V188H171ZM175 185V184H174ZM192 185V184H191ZM250 185L251 184H249V187H250ZM253 185V184H252ZM15 186V185H14ZM23 186V185H22ZM26 186H27V184H26ZM57 186H59V187H57ZM71 186H73V185H71ZM76 186V185H75ZM130 186H131V184H130ZM144 186H146V187H144ZM148 186H150V189H149V187ZM186 186V185H185ZM260 186V185H259ZM258 186V187H259ZM263 186L262 187H260V188H263ZM12 187V186H11ZM54 187H53V189H51V190H47V191H49L48 193H50V191H54ZM77 187H79L78 185H77ZM176 187H177V184H176ZM245 187H246V185H245ZM257 187V188H258ZM2 188H5V185L2 187ZM7 188H10L9 186L7 187ZM15 188L17 189V185L15 186ZM14 188V189H15ZM40 188V187H39ZM66 188V189H65ZM70 188H72V187H70ZM115 188V187H114ZM133 188V187H132ZM155 188V187H154ZM173 188V187H172ZM239 188V187H238ZM252 188V187H251ZM254 188V187H253ZM1 189V188H0ZM14 189H13V191H14ZM15 189V190H16ZM57 189H59L58 191H60V192H58L57 191ZM64 189H65V191H64ZM73 189V188H72ZM111 189V188H110ZM163 189V188H162ZM177 189H179V188H177ZM177 189L174 191L175 193H178V192H180V191H177ZM256 189V188H255ZM254 189V190H255ZM264 189V188H263ZM2 190H4V189H2ZM5 190H7L6 188H5ZM9 190V192H10V190L11 189H8ZM8 190H7V192H8ZM112 190H114V189H112ZM132 190V193L134 192L133 191V189H131ZM172 191H173V189H171ZM187 190V189H186ZM249 190V189H248ZM251 190V189H250ZM261 190V189H260ZM12 191V190H11ZM13 191H12V194H13ZM22 191V190H21ZM40 191V190H39ZM47 191L45 192L47 195H48V193H47ZM54 191V192H55ZM74 191V190H73ZM77 191H78V189H77ZM146 191V192H145ZM155 191H156V189H155ZM154 191V192H155ZM1 192V191H0ZM8 192V193H9ZM16 192V191H15ZM42 192V191H41ZM43 192H44V190H43ZM139 192L137 191V194L139 195ZM253 192V191H252ZM251 192V193H252ZM257 192H258V190H257ZM256 192V193H257ZM261 192V191H260ZM260 192H258V193H260ZM263 193H264V191H262ZM8 193H7V195H8ZM73 193V192H72ZM75 193V192H74ZM135 193V192H134ZM133 193V194H134ZM170 193H171V191H170ZM169 193V194H170ZM248 193V195L250 196L251 194H250V192H247ZM2 194V193H1ZM1 194H0V196H1ZM18 194H20V193H18ZM141 194H143V192L141 193L140 192V195ZM155 194H157L158 196H156ZM172 194V193H171ZM174 194V193H173ZM172 194V196H174ZM217 194H220V191H218V193ZM3 195V194H2ZM9 195H11L10 193H9ZM54 195L55 194H53V196L52 195H50L51 196V198L53 197V202L52 201H49V202H47V203H49L50 205L51 204H53V205H51V207H50V210L53 208V209H57L56 207V205H54L55 204V200H54ZM70 195H71V193H70ZM74 194H72L71 196H73ZM80 195V194H79ZM82 195V194H81ZM114 195V194H113ZM153 195H155V197H152ZM164 196H165V194H163ZM168 195V194H167ZM177 195V194H176ZM174 196L175 198L177 197V196ZM179 195V194H178ZM216 195V194H215ZM254 195L256 196L257 194H255L254 193ZM13 196V195H12ZM11 196V197H12ZM24 196V195H23ZM49 196V195H48ZM77 196V195H76ZM216 196H218V195H216ZM249 196H248V198H249ZM254 196V197H255ZM8 198L10 197V196H7ZM6 197V198H7ZM18 197V196H17ZM31 197V196H30ZM44 197V196H43ZM47 197V196H46ZM57 197H59V196H56L55 198H57ZM139 197V196H138ZM137 197V198H138ZM144 197V196H143ZM166 197V196H165ZM170 196H168L167 197V199L169 198ZM203 197V196H202ZM251 197V196H250ZM253 197V198H254ZM259 196H257V198H258ZM262 197H264V196H262ZM4 198V197H3ZM5 198V199H6ZM14 199H15V197H13ZM13 198H12V200H13ZM64 198V199H63ZM66 198V199H65ZM81 198V197H80ZM88 198V197H87ZM111 198H114V197H111ZM149 198V196L147 197V199ZM149 198V199H150ZM159 198V197H158ZM160 198H161V196H160ZM159 198V199H160ZM164 198V197H163ZM171 198V197H170ZM174 198V199H175ZM204 198V197H203ZM203 198H201L202 199V201H203ZM256 198V199H257ZM11 199V198H10ZM17 199H19V198H17ZM31 199V198H30ZM39 199L41 200V198H40V196H39ZM43 199V198H42ZM47 199V198H46ZM46 199H44V201L46 200ZM48 199H50L49 197H48ZM70 199V198H69ZM79 199V198H78ZM83 199H86V198H83ZM82 199V200H83ZM173 199V198H172ZM171 199V200H172ZM187 199V198H186ZM251 199H252V197H251ZM255 199V200H256ZM259 200L261 199V198H258ZM2 200V199H1ZM0 200V201H1ZM11 200V201H12ZM60 200H61V202H60ZM72 200V199H71ZM111 200V199H110ZM139 200H141L140 198H139ZM144 200L145 199H143L142 201V203H141V201H139V204L141 203L142 204V206L144 205V207L146 208L147 206L149 207H147V209L146 210H150V209H152L153 211L154 210H157V208L156 207H153V204H156L155 202H157V203H159V201H156V199H154L155 200V202L153 201V199H151L152 201L150 202L149 201V203L148 202H145L144 203ZM158 200V199H157ZM161 200V199H160ZM164 199H162V201H163ZM249 200V199H248ZM254 200V201H255ZM258 200V201H259ZM262 200V199H261ZM7 201V200H6ZM6 201H4V203L6 202ZM10 201V200H9ZM8 201V202H9ZM16 201V200H15ZM15 201H13V206H11V205H9L10 207H11V209H12V207H16L17 206V208H18V214H19V208L21 207V205H15L14 206V204H16V202ZM67 201V200H66ZM80 201V200H79ZM109 201V200H108ZM132 201V200H131ZM130 201V202H131ZM148 201V200H147ZM169 201V202H168ZM180 201V200H179ZM188 201L190 202V207L192 206L193 208H194V210L193 209H191L194 213L193 214H195V215H193L192 217V220H193V224H192V226H191V230L190 229H187V230H189V232L190 231H192L191 233H192V235L193 234H195V235H198V237L200 238V241H201V247H202V244L203 243H205L206 245H209L210 246V248L212 247V249H218V247L219 246H226V245H228L227 246V248L228 249H230L231 250V252L230 251H228L229 253H227V248H225V247H223V249L225 250V253L228 255H233V253H234V251H235V254L233 255V256H236L237 254L236 253H238V252H240L239 251V249H240V247H238L237 248V245L241 242V244H244L245 243V239L246 238H243L244 239V243H242V240L243 239H241V241H240V236L242 235H240L237 231H235V228H234V230L232 231V229H230V228H227V227H223V228H219L220 226L222 227V225L221 224H219V222H216V220H215V222L216 223H218L220 226H218L217 224L215 225V222L213 223V221H211V219H209L207 216H205L203 213H201L200 212V210L197 208V205H196V203H193L190 199H188ZM194 201V200H193ZM206 201H208V204L209 203H211V202H209V200H206ZM15 202V203H14ZM18 202V201H17ZM52 202V203H51ZM72 202V201H71ZM70 201L69 202H67V203H71ZM74 202V201H73ZM72 202V203H73ZM87 202V201H86ZM168 202V204H166ZM167 202H166V200H164V205L166 204L167 206L169 205L170 206V204L172 203L173 204V200L170 202V199L169 200H167ZM204 202V201H203ZM202 202V203H203ZM251 202H253V200L251 201ZM260 203L262 202V201H259ZM263 202H264V198H263ZM11 203V202H10ZM10 203H8V204H10ZM30 203V202H29ZM45 203V202H44ZM46 203V204H47ZM64 203V202H63ZM82 203V202H81ZM111 203V202H110ZM109 203V204H110ZM132 203H133V201H132ZM152 203V204H151ZM250 203V202H249ZM257 203V202H256ZM1 204V203H0ZM2 204H3V202H2ZM6 205H7V203H5ZM38 204V203H37ZM65 204V206H67V204L66 203H64ZM84 204V203H83ZM88 204V203H87ZM128 204V203H127ZM161 204V203H160ZM171 204V205H172ZM204 204H205V202H204ZM248 204V203H247ZM264 204V203H263ZM262 204V205H263ZM6 205H5V207L4 208H6ZM36 205V204H35ZM39 205V204H38ZM37 205V206H38ZM50 205H47L46 207H47V209H49V206ZM70 204H68V206H69ZM73 205H74V203H73ZM86 205V204H85ZM111 205V204H110ZM109 205V206H110ZM133 205V204H132ZM182 205V204H181ZM188 205H189V203H188ZM206 205V204H205ZM205 205H204V207H205ZM211 205V204H210ZM216 205V204H215ZM252 206V203L251 204H249V206ZM254 205V204H253ZM260 205V204H259ZM20 206V207H19ZM40 206V205H39ZM45 205H43V207H44ZM54 206V207H53ZM64 207V211H62L61 210V213L58 211V213L57 214H59L61 217H63L62 215H66L67 216V212H65V210H66V208H69V207ZM84 206V205H83ZM115 206V205H114ZM138 207H139V205H137ZM157 206V205H156ZM183 206V205H182ZM185 206V205H184ZM249 206L247 207L246 205H245V207L248 209V211H249ZM10 207H8V208H10ZM35 207V206H34ZM45 207V208H46ZM75 207V206H74ZM113 207V206H112ZM257 207H259V206H257ZM3 208V209H4ZM17 208H16V210H17ZM45 208H44V210H45ZM72 208L73 207H71V210H72ZM76 208V207H75ZM85 208V207H84ZM86 208H88V206H86ZM114 208V207H113ZM143 208V207H142ZM145 208H143V211L145 212L146 210H145ZM153 208H156V209H153ZM159 208V207H158ZM185 208V207H184ZM219 208V207H218ZM256 208V207H255ZM51 210L52 212H54V210ZM82 209V208H81ZM161 209H162V204H161ZM170 209V208H169ZM186 209H187V207H186ZM189 209V208H188ZM206 209H209V207H207ZM243 209H244V207H243ZM252 209V208H251ZM250 209V210H251ZM5 210V209H4ZM7 210V209H6ZM27 210H28V208H27ZM32 210V209H31ZM44 210L42 211V213L44 212ZM50 210H49V212H50ZM68 210V209H67ZM66 210V211H67ZM71 210L69 209L68 210V212H71ZM148 210V212H152L153 213V211L152 210H150L149 211ZM159 210V213L161 212V210L160 209H158ZM157 210V211H158ZM166 210H167V212H168V209H167V207H166V209H164V213H162V214H165V216H166ZM209 210H211V209H209ZM252 210H254V209H252ZM2 211V210H1ZM9 211H10V209H9ZM12 211H15L14 209H12ZM25 211V210H24ZM37 211H38V209H37ZM36 211V212H37ZM40 211V210H39ZM88 211H89V209H87V211H85L86 213L85 214H88ZM142 211V212H143ZM185 211V210H184ZM183 210H182V213L184 212ZM187 211H189V210H187ZM217 211V210H216ZM16 212V211H15ZM33 212V211H32ZM45 212H46V210H45ZM43 213V214H46V213ZM48 212V213H49ZM51 212V213H52ZM82 212V211H81ZM118 212V211H117ZM148 213V215H145L146 213H147V211L145 212V213H142V214H144V216L145 217H153V215H154V213H153V215H152V213ZM24 212H22V214H23ZM27 213V212H26ZM34 213V212H33ZM33 213L31 214V215H33ZM41 213V214H42ZM46 214V215H44L45 217L47 216V215H49V214ZM50 213V214H51ZM54 213H56V212H54ZM54 213H53V215H52V217L54 216ZM75 213V212H74ZM77 213H79V212H77ZM140 213V212H139ZM157 214H158V212H156ZM155 213V214H156ZM179 213V212H178ZM191 213V212H190ZM250 213H252V211H249V214ZM12 214H13V212H12ZM11 214V215H12ZM37 214V213H36ZM41 214H39V216L41 215ZM57 214L55 215V217L57 216ZM71 214V213H70ZM76 214V213H75ZM82 214V213H81ZM114 214H115V209H114ZM141 214V215H142ZM149 214H150V216H149ZM161 214V213H160ZM160 214H158V215H160ZM187 214H188V212H187ZM230 214H232V213H230ZM229 214V215H230ZM6 215H7V212H6ZM6 215L4 216L5 218H6ZM15 215H16V213H15ZM30 215V216H31ZM34 215H35V213H34ZM117 215V214H116ZM168 215H169V212H168ZM183 215L185 216L186 214H184L183 213ZM10 216V215H9ZM8 216V217H9ZM13 217H14V215H12ZM11 216V217H12ZM68 216H69V214H68ZM76 216V215H75ZM143 216V215H142ZM156 217H157V215H155ZM155 216H154V218H155ZM165 216H163L164 218H165ZM174 216H176V215H174ZM189 216V215H188ZM223 216V215H222ZM230 216H232V215H230ZM250 216V215H249ZM4 217H2L3 219H4ZM10 217V218H11ZM17 217H18V215H17ZM21 217V216H20ZM27 217V216H26ZM33 217V216H32ZM44 217V218H45ZM49 217H51V216H49ZM48 217V218H49ZM49 218V219H47V218H45L44 219V221H45V223L48 221V220H52L53 218ZM74 217V216H73ZM86 217V219H87V217H88V215H86L85 216ZM116 217V216H115ZM126 217V216H125ZM160 217H161V215L159 216V218H155V219H153V220H151L150 218L148 219V218H146V220L150 223L151 222V224H152V221H154L153 223V227H152V225L151 224H149L150 226H149V231H151L152 230V228H154L155 230H156V232H157V229L156 228H158L159 227V229L158 230H162V231H164V229L167 231V228H171V229H168V231L170 230V234H173L174 235V233L175 232H173V231H177L179 228H180V230L179 231H177L178 233L180 232V231H182L181 229V227H182V225H181V227H179V228H177L175 225V220H170V218H169V220H168V216L166 217L167 218V221H166V218L164 219V218H161L160 219ZM181 217V216H180ZM190 218H191V216H189ZM1 218V217H0ZM2 218H1V220H2ZM34 218V217H33ZM56 218H58V216L56 217ZM66 218H68V217H66ZM69 218H70V216H69ZM68 218V219H69ZM84 218V217H83ZM120 218H122V217H120ZM134 218V217H133ZM25 219V218H24ZM62 219V218H61ZM61 219H59L58 218V220H57V222H58V226H60L59 225V223H62L61 222ZM70 219H73V218H70ZM81 219V218H80ZM116 219V218H115ZM114 219V220H115ZM118 219V218H117ZM132 219V218H131ZM158 219H160L161 221H162V224L163 225H160L161 224V221H160V223H156V221L155 220H158ZM165 220V222H167V223H164V220ZM176 219V218H175ZM182 219V218H181ZM181 219H179V220H181ZM184 219V218H183ZM189 219V218H188ZM188 219H185V220H188ZM0 220V221H1ZM5 220V219H4ZM12 220V219H11ZM22 220V219H21ZM39 221H41V219H38ZM42 220H43V218H42ZM51 220H50V224L49 223H44V226L45 225H48V227H50V225L52 224L53 225V228L51 229L50 228V230H49V234H48V232H47V230H48V227L47 226H45L46 227V229H45V231H46V233H44L45 234V236H47V235H50L51 236V238L49 239V240H47V245H46V247L47 246H49L50 248H56V250H58L59 251V249H60V251L59 252H61V246L59 247V245H61V244H58L61 240H67L68 241V239H70L69 237H70V235H69V237H67V235L69 234V232L71 231V230H73V229H70V231H69V229L67 228V227H54V224H56L55 223V221H52L51 222ZM54 220H55V218H54ZM62 220H64V218L62 219ZM67 220V219H66ZM134 220V219H133ZM143 220H144V218H143ZM142 220V221H143ZM144 221V222H146L147 223V225H148V222L147 221ZM151 220V221H150ZM179 220H177L179 223H180V221ZM191 220V221H192ZM8 221H9V219H8ZM19 221V220H18ZM29 221V219L27 220V222ZM86 221V220H85ZM87 221H89V219L87 220ZM118 221V220H117ZM141 221V222H142ZM159 221H157V222H159ZM172 223H171V222ZM183 221V220H182ZM188 221H190V220H188ZM187 221V222H188ZM224 221V220H223ZM17 222V221H16ZM20 222V221H19ZM26 222V221H25ZM33 222V221H32ZM43 222V221H42ZM42 222H40V223H42ZM49 222V221H48ZM53 222H54V224H53ZM66 222V224L67 223H69L70 222V220H68V221H65ZM64 222V223H65ZM76 222V221H75ZM74 222V223H75ZM133 222V221H132ZM168 222H170L171 224H169ZM227 222V221H226ZM231 222V221H230ZM84 223V222H83ZM115 223V222H114ZM113 223V224H114ZM118 223V222H117ZM116 223V224H117ZM135 223V222H134ZM145 223V224H146ZM173 223H174V226H173ZM182 223H184V222H182ZM228 223H229V221H228ZM6 224V223H5ZM23 224V223H22ZM28 224H29V222H28ZM27 224V225H28ZM43 224V223H42ZM65 224V225H66ZM116 224H114V225H112V227H113V229L115 228V227H117L116 226ZM141 224V223H140ZM157 224H159L157 227H155ZM164 224H166V226H164ZM188 224V223H187ZM190 224V223H189ZM1 225V224H0ZM9 225V224H8ZM8 225H6V226H8ZM26 225V224H25ZM30 225V224H29ZM34 225V224H33ZM32 225V226H33ZM62 226L64 225V224H61ZM73 225V224H72ZM79 225V224H78ZM86 225V224H85ZM147 225H146V227H147ZM155 225V226H154ZM167 225H170L169 227L167 226ZM186 224L184 223V226H185ZM191 225V224H190ZM16 226V225H15ZM17 226H19V225H17ZM42 226V225H41ZM55 226H57V225H55ZM73 226H75V225H73ZM121 226V225H120ZM189 226V225H188ZM9 227V226H8ZM21 227H23V226H21ZM52 227V226H51ZM72 226L70 225L69 226V228H71ZM108 227V226H107ZM125 227V226H124ZM162 227V228H161ZM257 227V226H256ZM15 228V227H14ZM26 228H28V227H26ZM73 228V227H72ZM84 228V227H83ZM150 228H151V230H150ZM161 228V229H160ZM176 228H177V230H176ZM186 228V227H185ZM2 229H4V228H2ZM32 229V228H31ZM77 229V228H76ZM105 229H107V228H105ZM126 229V228H125ZM127 229H128V227H127ZM153 229V230H154ZM6 230V229H5ZM22 230V229H21ZM26 229H24V231H25ZM40 231H41V228L39 229ZM42 230H43V226H42ZM52 230V231H51ZM74 230H75V228H74ZM86 230V229H85ZM85 230H84V232H85ZM116 229H114V231H115ZM119 230V229H118ZM117 230V232H116V234L117 235H119L121 232H119ZM184 230V229H183ZM0 231H1V228H0ZM7 231L8 230H6V233H7ZM17 232V234H19V230L17 229V230H14V231H11V232ZM24 231H23V233H24ZM31 231V230H30ZM45 231H42V232H45ZM52 232V234H53V237H52V235H51V232ZM113 231V232H114ZM173 233H172V232ZM185 231V230H184ZM3 232V231H2ZM1 232V233H2ZM10 232V231H9ZM26 232V231H25ZM28 232H29V230H28ZM34 232V231H33ZM33 232H31V234L33 233ZM36 232V231H35ZM39 232V231H38ZM75 232V231H74ZM83 232V233H84ZM114 232V233H115ZM118 232H119V234H118ZM154 232V231H153ZM156 232H154L155 234H156ZM5 233V232H4ZM22 233V231L20 232V234ZM27 233V232H26ZM26 233H25V235H26ZM41 233V232H40ZM68 233V234H67ZM72 233V232H71ZM86 233V232H85ZM129 233V232H128ZM154 233H151V234H154ZM163 233V232H162ZM181 234H178L177 235V233H175L176 235L175 236H177V238H178V240H179V237H181L182 239L186 236V237H188L189 236V234L186 232L185 234H184V232H180ZM182 233H183V235H182ZM237 233V234H236ZM3 234V233H2ZM12 233H10V235H11ZM15 234V233H14ZM34 234V233H33ZM42 234V233H41ZM67 234V235H66ZM74 234V233H73ZM72 234V235H73ZM76 234V233H75ZM116 234H115V237H116V239L118 238L117 236H116ZM165 234V237H161L160 236V234H156V236L157 235H159V236H157L156 238L158 239V237H159V239H158V241L157 242H159L160 244L158 245V246H160L161 245V243H162V247H166L167 249L166 250H168V251H173V252H176V248L177 247H179V248H181L180 247V242H178V240L177 239H175L176 237H172V236H167L166 237V233H163V235ZM187 234V235H186ZM28 235H30V234H28ZM28 235H27V238H28ZM39 236H40V234H38ZM66 235V236H65ZM182 235V236H181ZM185 235V236H184ZM238 235H239V237H238ZM3 236V235H2ZM5 236H6V234H5ZM17 235H15V237H16ZM20 237H21V235H19ZM31 236V235H30ZM37 236V235H36ZM44 236V235H43ZM75 236V235H74ZM120 236H121V234L119 235V239H117L116 241H117V244H121V243H123V244H121V247L120 248H122V249H124V246H125V243H127L125 240H123L124 239V237H122L123 239H121L122 240V242L120 241ZM123 236V235H122ZM127 236V235H126ZM243 236V235H242ZM10 237H13V236H10ZM25 237V236H24ZM48 238H49V236H47ZM64 237V238H63ZM155 237V236H154ZM186 237L184 238V239H186ZM193 237H195V236H193ZM17 238V237H16ZM19 238V237H18ZM39 238H41V237H39ZM48 238H45V239H48ZM63 238V239H62ZM68 238V239H67ZM73 238H75V237H73ZM72 238V239H73ZM189 238V240H190V242H191V240H193V239H190V237H188ZM188 238H187V240H188ZM192 238V237H191ZM11 239V241H12V239L13 238H9L8 239V237H7V239L5 238V240L6 241H9ZM15 239V238H14ZM20 239V238H19ZM45 239L43 240V241H45ZM182 239H180V240H182ZM2 240V239H1ZM0 240V241H1ZM3 240H4V237H3ZM17 240V239H16ZM15 240V241H16ZM24 240H27L26 239V237H25V239H23V243H24V245L26 246L27 244H26V242H24ZM28 240H31V237H30V239H28ZM39 240V239H38ZM60 240V241H59ZM73 240H75V239H73ZM177 240V241H176ZM188 240V241H189ZM195 240V239H194ZM194 240L192 241V242H194ZM5 241V242H6ZM21 241V240H20ZM20 241H18V242H20ZM40 241V240H39ZM67 241H66V243H67ZM77 241H79V240H77ZM86 241V240H85ZM198 242L199 240H195V242ZM2 242V241H1ZM4 242V243H5ZM14 241H12V243H13ZM42 242V241H41ZM40 242V243H41ZM65 242V241H64ZM71 242V240H69V243ZM73 242V241H72ZM76 242V241H75ZM74 242V243H75ZM94 242V241H93ZM119 242H121V243H119ZM194 242V243H195ZM4 243L2 242V244H3V246H4ZM16 243V242H15ZM28 243V242H27ZM40 243L38 244L39 246H40ZM44 243L45 242H43V246H44ZM63 243V242H62ZM66 243H64V246L66 247V245L68 246L69 244H66ZM249 243H251V242H249ZM1 244V243H0ZM1 244V245H2ZM8 244V243H7ZM20 244V243H19ZM18 244V245H19ZM36 244V243H35ZM79 244L81 245V243L79 242ZM187 244H189L188 242H187ZM192 244V243H191ZM230 244L232 245V244H236V248H234V249H232L231 247L233 246H230ZM248 244V243H247ZM247 244H245V246L247 245ZM253 244V243H252ZM0 245V246H1ZM13 245V244H12ZM24 245H22V246H24ZM58 245V246H57ZM70 245H71V243H70ZM76 246H77V244H75ZM75 245H74V250H75ZM80 245H78V246H80ZM122 245H124V246H122ZM128 245H130V244H128ZM186 245V244H185ZM197 245V248L199 249V247H200V242H198V243H196L195 244V246ZM199 245V246H198ZM240 245V244H239ZM238 245V246H239ZM256 245V244H255ZM254 245V246H255ZM2 246V248L1 249H3L4 247ZM5 246H6V244H5ZM9 246L11 247V245L9 244ZM15 247H16V244L14 245ZM14 246H12V248L14 247ZM21 246V247H22ZM25 246L23 247V248H21L20 247V245H19V247H20V249H18V247H16V250L18 249V251L19 252H21V249H24L25 248ZM39 246H38V248H39ZM43 246H40V247H42L43 248ZM71 246H73V243H72V245ZM118 246V245H117ZM235 246V245H234ZM247 246H249V245H247ZM45 247V248H46ZM125 247H127V246H125ZM188 247H190V245L188 246L187 245V249H188ZM203 247H204V244H203ZM208 247V246H207ZM253 247V246H252ZM257 247V245L255 246V248ZM11 248V249H12ZM26 248H27V246H26ZM41 248V249H42ZM48 248V247H47ZM46 248V249H47ZM49 248V249H50ZM59 248V249H58ZM105 248V247H104ZM119 248V250H121V253L123 252V251H125V250H127L126 248L124 249V250H122V249H120ZM196 248V249H197ZM245 248V247H244ZM246 248H248V247H246ZM4 249H7V248H4ZM9 249V250H8ZM7 250H8V252H10L11 251V249L10 248H8ZM15 249V248H14ZM40 249V248H39ZM69 248L67 247V249L66 248H64V251L65 250H68ZM80 249H83L81 246H80ZM106 249V248H105ZM186 249V250H187ZM192 249H193V247H192ZM201 249V248H200ZM205 249V248H204ZM208 249V250H207ZM206 250L207 251H209V248H207ZM216 249V250H217ZM222 248L220 249H218V250H223ZM242 249H243V247H242ZM16 250H14V251H16ZM25 250V249H24ZM28 250H30L29 248H28ZM35 250H36V248H35ZM35 250H34V254H37V253H35ZM55 249H51V252H56V253H51L52 255L54 254H57L56 256H53V258H52V256H51V261H58V260H54V258H60V257H62V256H59V255H61V253H59V252H57ZM70 250H71V248H70ZM77 250H79V248L77 249ZM135 250V249H134ZM216 250H215V252H216ZM217 250V251H218ZM233 250V251H232ZM245 249H243V251H244ZM251 250V249H250ZM1 251V250H0ZM32 251V250H31ZM50 251V250H49ZM64 251L62 252L63 254H64ZM81 251V250H80ZM130 251V250H129ZM180 251V250H179ZM178 251V252H179ZM212 251V250H211ZM238 251V252H237ZM245 251H247V250H245ZM254 251H256L255 249H254ZM29 252V251H28ZM28 252L26 253V254H28ZM70 252V251H69ZM68 252V253H69ZM98 252V251H97ZM127 252V251H126ZM125 252V253H126ZM177 252V253H178ZM204 252H206L205 250H204ZM214 252V251H213ZM257 252H258V248H257ZM257 252H255V254H257ZM262 252H263V250H262ZM262 252H260V253H262ZM2 253V252H1ZM0 253V254H1ZM11 253H13V250L11 251ZM10 253V254H11ZM15 253V252H14ZM13 253V254H14ZM16 253H18L17 251H16ZM22 253V252H21ZM20 253V254H21ZM33 253V252H32ZM32 253H30V254H32ZM38 253H40V252H38ZM44 253V252H43ZM71 253H74L73 252V249H72V251H71ZM78 253V252H77ZM84 253V252H83ZM177 253L176 254H174V255H177ZM180 253H181V251H180ZM184 253H185V251H184ZM217 253V252H216ZM223 252H221L220 251V254H222ZM244 254H243V256H241L242 254H240V256L239 255H237V257L235 258L236 259V262L237 261H239L241 264H243V261H241V260H238V259H242V257H244L243 259H244V262H246L248 259L247 258H245V256H246V254H245V252H243ZM253 253V251L251 252V254ZM260 253H258V254H260ZM11 255V257H9V258H12V259H14L12 256H16V255ZM19 253H18V255H20ZM23 254H24V252H23ZM46 254V253H45ZM59 254V255H58ZM75 254V253H74ZM123 254H124V252H123ZM127 254V253H126ZM126 254H124V255H126ZM130 254V253H129ZM134 254V253H133ZM166 254H168L167 253V251H166ZM166 254H164V255H166ZM171 254V253H170ZM179 254V253H178ZM220 254H219V262H216V260H215V258L217 257V256H215V255H213L214 256V260L213 261H215V264L217 263V264H235V260H234V258H231L229 255V257L231 258V260H230V258L228 257V256H226V254L224 255V254H222L223 255V257L225 256V258H222V256H220ZM5 255H7V254H5ZM17 255V256H18ZM40 255V254H39ZM39 255H37V256H39ZM101 255H103V254H101ZM105 255H107V254H105ZM173 255V254H172ZM198 255H199V253H198ZM249 255V254H248ZM263 255V257H264V254H262ZM8 256H9V254L7 255V256H3L4 257V259H7V262H6V260H4L3 258H2V261L4 260L5 262V264L6 263H8L9 262V260H12V259H9L8 260ZM16 256V257H17ZM22 256V255H21ZM25 256V255H24ZM32 256H34L33 254L32 255H30V257L29 258H31ZM41 256V255H40ZM45 256V255H44ZM42 257V258H44V260H42L41 259V261H39V263L40 262H42V261H46V263L45 264H48V262L50 261V259H49V261H47V260H45V258H47L48 257V255L46 254V256L47 257ZM66 256V255H65ZM67 256H70V253H69V255H67ZM73 255L71 254V257H72ZM75 256V255H74ZM86 254L84 255V258H82V259H85L86 257ZM97 256V255H96ZM98 256H100V255H98ZM121 256H123V255H121ZM127 256V257H126ZM125 256V258H124V256L122 257V260H124V259H126V258H129V255L127 254ZM180 256V255H179ZM183 256V254H181V257ZM252 256H253V254H252ZM255 256V255H254ZM258 256V255H257ZM1 257H2V255H0V260H1ZM20 257V256H19ZM27 257V256H26ZM25 257V258H26ZM50 257V256H49ZM88 257V256H87ZM130 257H132V256H130ZM163 257V256H162ZM172 257L173 256H170V262H171V260H174V258L172 259ZM228 257V258H227ZM240 257V258H239ZM249 257V256H248ZM22 258V257H21ZM20 258V259H21ZM24 258V259H25ZM62 258H65V257H62ZM67 258V257H66ZM100 258V257H99ZM106 258V257H105ZM124 258V259H123ZM137 258V257H136ZM166 258V257H165ZM167 258H169V255H167ZM176 258V257H175ZM221 258V259H220ZM227 258V260H225ZM253 258V257H252ZM251 258V259H252ZM262 258V257H261ZM48 259V258H47ZM71 259V258H70ZM77 259V258H76ZM132 259V258H131ZM217 259V258H216ZM234 261H233V260ZM245 259H247L246 261H245ZM260 259V258H259ZM34 260V259H33ZM39 260H40V258H39ZM67 260V259H66ZM68 260H69V257H68ZM88 260V259H87ZM87 260H84L85 262L87 261ZM92 260H93V258H92ZM97 260V259H96ZM98 260H100V259H98ZM97 260V261H98ZM136 260V259H135ZM166 260V259H165ZM181 259H179V261H180ZM221 260V261H220ZM223 260V261H222ZM257 260H258V258H257ZM2 261H0L1 262V264H4V263H2ZM16 261V260H15ZM15 261H13V262H15ZM17 261H19V260H17ZM16 261V262H17ZM21 261H24L23 260V258L19 261V264H22L21 263ZM26 261H27V258H26ZM36 261V260H35ZM50 261V263H52V264H54V262H51ZM70 261V260H69ZM76 261V260H75ZM82 261V260H81ZM83 261V262H84ZM94 261V260H93ZM126 261V260H125ZM132 261V260H131ZM137 261V260H136ZM167 261V260H166ZM176 262H175V264L177 263V260H175ZM178 261V262H179ZM183 261V260H182ZM192 261V260H191ZM213 261L211 262V263H213ZM252 262H253V264H255L254 263V261L253 260H251ZM256 261V260H255ZM15 262V263H16ZM31 262V261H30ZM37 262V261H36ZM74 262V261H73ZM84 262V263H85ZM95 262V261H94ZM104 262V261H103ZM249 262H250V260H248V263L246 262L245 264H249ZM258 262H260V260L259 261H256V263H258ZM264 262V261H263ZM9 263H11V261L9 262ZM8 263V264H9ZM15 263H11V264H15ZM18 263V262H17ZM24 263V262H23ZM26 263V262H25ZM29 263V262H28ZM44 263V262H43ZM43 263H41V264H43ZM49 263V264H50ZM76 263V262H75ZM90 263V262H89ZM88 263V264H89ZM125 264H127V261L126 262H124ZM134 263V262H133ZM182 263V262H181ZM180 263V264H181ZM184 263V262H183ZM210 263V262H209ZM30 264V263H29ZM56 264H58V263H56ZM62 264H63V262H62ZM85 264H87V262L85 263ZM91 264V263H90ZM166 264V263H165ZM179 264V263H178ZM190 264H192V263H190ZM194 264H196L195 262H194ZM237 264H239V263H237ZM250 264H251V262H250ZM264 264V263H263Z\"/></svg>","mask_w":264,"mask_h":264}]
</instances>
